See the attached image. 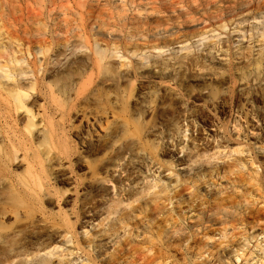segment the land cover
<instances>
[{
  "label": "rangeland",
  "instance_id": "rangeland-1",
  "mask_svg": "<svg viewBox=\"0 0 264 264\" xmlns=\"http://www.w3.org/2000/svg\"><path fill=\"white\" fill-rule=\"evenodd\" d=\"M2 1L0 0L1 5L4 3L5 0L3 2ZM19 1H21V2H20V6L18 7ZM19 1L18 0H8V5L11 3L9 5L10 6L9 7L6 3L7 2V0H6L5 3H6L7 7L2 6L3 8L6 7L9 10L13 9V10L8 12V9L4 8L5 11L9 13L8 15H11L13 17V19H12V17H9L8 15L6 16V14H7L6 12H5V14L3 13L2 16L0 14V21H1L0 22L1 23L0 24V35H1L0 36L1 37L0 38V47L2 45L1 49L9 52L10 50L15 49V48H13V46L15 45L16 49L19 50L18 53L19 54L21 53L20 55L17 53V56L19 55V57H21V58H23L25 56L24 61L27 60L26 63L29 65L31 64L29 67L32 68V70L33 69L35 70L33 65L34 66L36 65V68H38V69H39V67L44 69V70L39 69V70H41V72L38 70L39 72L37 71L36 73H37V75H39L37 77H40L42 79L41 80L40 78H37L39 80V83L42 86H44V88L48 85V83H50L49 86L51 87L52 92L55 93L54 94V100H53L54 102L53 101L50 102V100H49V103L53 106L56 105V107L59 106L58 107V109L60 108L59 110L64 111L65 113L69 114V115L66 114L64 116L65 118L63 117V119L61 120V124H62V127L64 126L63 127V134H65V135H63V136L65 138H63V139H64V141L66 140V142L68 144V145L66 144V146H68V148L70 150L69 154H71L70 155L71 158L68 159L69 162H68V160H66L64 163L65 167L67 166L68 168L66 167V169H63L61 171L65 175L60 172L61 175L57 176L56 178L51 176V180L49 182V186L51 184V186L49 188L51 191L49 192V196L47 195L46 197L45 196L39 197L41 199V203L37 202L36 200H32V199L30 200V198H28L27 196H22V195L20 196L19 195V196L15 197L17 194H15L10 188H8L7 182H5V179L0 176V182L4 183L3 184L4 186H3L2 190L0 191V193H1L0 194V210L1 209L4 210V208H5L4 211L7 212V215H8L6 220H4V221L0 220V231L4 232V234H5L4 236L8 235V237H7V238H9L8 241L12 239V236H13V238L16 239L17 244L19 242L26 244L28 242L31 243V241L37 242V243H40L41 241H45V242L49 241L53 244V246L55 244L57 247H59L60 251L58 249L57 250L58 252L63 253V254L59 253V255L57 254L58 258L60 260H62L61 261L62 264H66L68 262L67 260L70 261V260H74V259H75L74 260L75 263L77 262V264L78 263L80 264L82 258H84V255L86 254L85 252L88 251V249L84 250L86 246H84L82 243H84L86 245L85 241L89 240L92 242H94V241L96 242V240H98L99 238H100L99 241H101V239L103 240L101 242L106 241V237H105V239H103L104 236H106L105 233L104 234L100 233L99 235L97 234V235H95L96 238L94 237L93 234H94V232H97V230H98L97 228H95V230L94 229L93 230L88 229L89 235L91 236L90 237L88 235L90 237V238H88V236L87 237L83 236V234L80 232L81 230L78 227V225H80V221L82 220V215H83L80 212H83V211L86 212L87 210H90L91 208H93V209L96 208L95 211L97 214H94L95 217L93 216L94 219L96 220V222H98V220L101 221V219L105 218V217H103L104 215H102L104 212L103 209L101 210L102 207L99 208L96 206L99 203L98 200H100V198H99L100 194H102V195H100V197L101 196L107 197V195L105 196V194L107 193V191H106L107 188L105 190V187L100 186L99 181H98L99 178H103L106 175V171L104 169L105 168L107 169V167L111 164L110 162H112L113 160H115L116 162L118 161L122 164L124 162L123 165H126L129 162H132L133 160L135 162L136 158L133 154L131 155V153H133L132 147H133V149L135 147L137 148L138 144H139L138 145L139 148L144 147V150H146L147 152L149 150H151L152 153H151V151H149V153H151V154H153L154 152L157 153L155 145L154 144L152 145V142L154 140L155 135L158 134L160 136V134H161V137H163L164 134L166 133L165 131H168V129L174 123L175 124L179 123L181 125H184L185 127L191 123L192 126H194L195 130H194V128L193 129L191 128L192 130L191 129L188 130L187 136L189 135L190 138L191 137L197 138V136H198L197 132L202 130V133L204 134L203 136L208 140L207 141L208 143H206L205 141H200L202 144H200L199 141H198L199 143L197 142L199 144V147H200V145L202 146L204 144L202 147H200L201 148L200 152L202 153V155H204V154L205 155L202 156L201 153H199V157L197 158L198 160L196 159L197 160L196 163L191 164V166H189L190 163H188L186 160H184L187 158L186 155H185V157L182 156V157L176 158L169 153L167 154V152L162 153V151H159V153H157L156 155L154 153L153 155L155 156V159L157 158L156 160L159 161V165L162 167H160V170H159L160 172H155V174H153L151 171L147 172V170H145V169L140 170V171L143 170L142 173L145 174L146 177H148V179H146V182L145 181L143 182L144 184L139 183V186L141 185V187L138 186L139 187L138 189H140L141 192L140 193L138 192V193L141 194V196L139 194L135 195L127 183H121L120 184V182L117 180V177H115V179L114 178L111 179L112 183H114L112 185L115 186L114 189H116L118 191V193L115 190L114 191L119 196V197L116 196L115 195L116 193H114L115 196H113V197H115V198L117 197L118 200H120V201L122 200V206L121 207H123L124 205L125 206L128 205L129 204V203H127L128 201L131 203L133 201V203H132L133 206L130 204L129 205L130 207H128V211H130V213L128 211H126L127 209H125L124 212H123V210H121V213L119 212L122 216H125L124 222L126 220H128V222L131 223V225L129 223L125 222L126 224H129L130 226H126V228L124 227L123 230H122V228L120 230L119 226L122 224L123 221L120 224L117 223V225H115L116 224L115 223L114 224L115 226L114 227L112 226L109 231L110 232H111V230H113L112 232L118 231V233H116V232L112 233L111 232V234H110V232L107 231V234L109 233L107 235V237L109 235L114 237V236H116L115 234L119 235L120 233H122L123 235L127 236L125 238H129V240L127 239L128 242H127V240L125 241L124 240L125 238L124 239L122 238V237H124L122 234L119 235L120 238L117 237L118 235L116 236L117 238H119L118 240H120V242L117 240L116 237H114V239L112 237H110L112 239L108 240V242L105 245V247L103 248V250H105L107 252H111L110 249H111V247H113L112 243L114 241H118L119 242V244L117 243L118 246H116L117 244L114 245V248H115V246L118 248V250L116 249L118 252H120L121 250L124 251V249L126 251H128V249H129L132 251L131 253H133V249L139 250L141 247L144 248L145 246H147V244L145 246H143L144 242L142 240L145 241L146 238H148L150 236V233H154L155 230H157L156 228L163 229V227L165 228V226L167 227V226L171 225L170 223H172V222H173L172 223L173 225H175V222L177 223L176 225L182 223V225L185 227L183 230H185L187 228L185 230V232H187L188 235H191L192 234L191 232L194 229L191 228V224L185 223V222L190 221L189 217H190L191 213L189 212V210L191 211L192 210L191 208L193 206H194L193 210L195 209L194 211H196L197 209H201L200 206L202 204L205 203L204 206L208 205L209 202H212V200L215 199V197H217V195H216L217 192H219L218 193V196H219V195H222L224 192H225L224 194H226V191L228 190V192L226 194L227 198L224 194L222 196H219V197L225 196L224 198H226L227 200L229 197H230V199L232 197L233 201L235 200L234 202H237V200L239 201L241 199L242 195L247 196L248 193L254 192L253 194L251 193L252 195L250 197L252 200L251 199L250 200L256 201V199H257V203H260V204L255 205L256 208L255 207H249V208L250 209L255 208L254 209V216L256 215L255 217H256L257 222L252 221L251 217L248 218V220L252 223V224L250 223L251 225H247V224L242 225V223L236 222L234 220L233 222H235V223L233 224V222H232V225H230L228 227L229 229H227L228 231L226 233V238H224L223 241H222L223 238H221L220 235L218 236V234H217L218 232H216L217 231L216 227H212V228L210 227L211 229L209 230V227L206 226L207 232L215 230L214 236L212 235L213 231H212V233L211 232H208L209 234L207 233V235L211 236L213 238V240H215V241L209 240L210 237H208L206 235V232H204L203 229L200 230L201 232H197V236H200V235L202 236V234L204 233L208 237V238L205 237V239L209 240V242H210L209 243L204 238H202L201 242L203 243V245H201V246L197 245L198 248L200 247L199 248L200 251L202 248H204L203 249L204 254H203V251H201L200 254L195 252L196 250L199 252V249L196 248L197 246H195L196 249H193L194 247H192V246H194V245H192L190 247L189 246L188 247L182 246L183 248L182 247L181 248L183 250L181 248L179 249V251H182L179 253H182V254L179 255L180 257L178 256L176 259L172 260L171 264H183L182 263L183 261L181 262L182 259H179V258L185 259V261L187 263H185V261H184V264H193V263L194 264L195 263L196 264H212V263L213 264H231V263L232 264H242L239 261L237 262L234 260L235 259L234 254H236L234 251L238 250L239 251L238 253H240L241 247L243 248L242 252H241L242 254L245 255V252H247L245 256L247 257L246 259H247L249 264L252 263L250 260H254V262L256 261L255 264H260L262 262L264 263V255L261 253L262 251L259 250L260 249L259 246L261 244H262L261 246L264 248V243H262V242H264L263 241L264 240V231H263V229H264V195H262V193H264L263 192L264 191V187H263L264 186V183H263L264 182V175H263L264 174V151H263L264 150V39L261 37V34L263 33L264 29L262 30L263 26L262 27L257 26V28L255 26H253L257 22L256 21L252 22V19H249V17L251 16V12L247 11L248 9H246L244 7H241L242 8L241 9V8H239V6L238 7L235 6V8L233 7L236 10L235 11L229 5L225 4L228 2V0H227V2L225 0H222V1L213 0L215 2V5H216V6L214 5V7H217L218 6L217 4H220V2H221L220 5L223 8V9L222 8L221 9L223 10L224 13H222V10L220 11L221 13L218 11V8L220 9V6L215 8L216 13L214 11L211 12V10H214L212 8L213 4H214V2H212V0H195V1L189 0L190 4H189L188 0H184V1L183 0H170L171 2H169L167 0V2L164 3V5H163V0H161V1L159 0V1H157L158 2V8L160 6V8L162 9V10L160 9V11L164 12V13H161V12L156 13L157 11H159L158 8L156 9L157 11L154 10L156 12H154V11H149V12L143 11L144 8H142V5L146 4L147 0H140L141 2L139 0L137 2H136V0L135 1L132 0V1H134L135 4L137 3V6L139 5L138 6L139 10L135 4H132L131 0H129V1L123 0V1H125L124 2L125 4H123V3L120 4L121 0H116L117 3H115L116 2L115 0H97L98 2H100V1L104 2V3L103 2L98 3L96 1L98 3L97 6H96L95 0H93V1L92 0H86L87 2L85 0H81V1L80 0L79 1L67 0L68 2H66L65 0L64 1L63 0H53L51 2L52 4L55 3V1H56V4H55L56 6L53 5L54 8L56 7L55 9H52L53 8L52 5H51V7L49 6L50 5L49 3L51 0H43V1L40 0V2L38 0H37L38 2H36L35 0H30V1L26 0L25 4H23L24 0H23V2H22V0H19ZM58 1L64 2V3L66 2V5L69 6V7L67 6V8L70 11L65 8L66 7L65 4H63L64 7H62V5H61L62 3L60 4L61 6H59ZM75 1H77V3L78 2L82 3L85 1V3H83L84 6L82 4L81 5L83 6V8H85V10L89 9L87 11L88 14L86 13V15H88V16L85 15V10L83 8L80 9V7H77L78 5L79 6H81V5L75 4L76 3ZM130 1H131L132 5L130 3H129L130 5L126 4V2H130ZM145 1H146V3H145ZM164 1H166V0H164ZM203 1H205L204 3H206V1H207V3H208V1H210L211 4L212 3L213 4H212V6H211V4H210V6L205 4L206 5V7H205ZM217 1L218 2L220 1V2L216 3ZM72 2L73 3L75 2V3L73 4ZM93 2H94V4H93ZM161 2H162L163 6L161 5ZM174 2H176V5L180 10L178 8L172 9L175 6ZM179 2H181V3H179ZM186 2H188V3H186ZM195 2L198 4H196ZM31 3H33V4L31 5ZM35 3H37V6L35 5ZM167 3L168 4L174 3V5H172V7H171V4H170V8L168 9L166 7L168 5H165ZM100 4H102V6ZM104 4H106V5H104ZM222 4H223V6H222ZM3 5H5V4H3ZM11 5L12 6L14 5L15 7L13 6V8H12ZM39 5L41 8L39 7ZM88 5H91V7L93 6L92 7L93 10H91V12H89L91 8H89L90 6L87 7ZM103 5L105 7H103ZM195 5L197 6V10H199L197 12H196V6ZM22 6H23V8H22ZM115 6H116V8H115ZM124 6H126V8H123ZM191 6H193V8L195 10L191 9ZM198 6H199V9H198ZM2 7H0V8H2ZM57 7L58 8L62 7V8L58 9ZM75 7H77V8H75ZM120 7H122L124 10ZM162 7L163 8L166 7V8L163 9ZM200 7H201V9H200ZM204 7L206 8V10L209 7L208 11H210V13H213L210 15L211 17H213L214 14H216L215 17H213L215 19H218L216 17L217 16L220 17L219 15L222 14L223 17L221 16L220 18L221 19L224 18L225 20L224 19L223 20L218 19V20L223 25H225L224 29H219L220 25H222V24L218 20H215V21L212 20L213 22L211 21L212 18L210 19L209 18L210 16L207 15L210 13L207 12ZM210 7L212 8L211 10H210ZM224 7H228V10L226 8L224 9ZM3 8H2V10H3ZM35 8H38V9H35ZM48 8H51L53 14L51 12L49 13L46 11V10H48V11L50 10ZM119 8H120V11L122 9L123 11H121V12L122 13L124 12V14H125V16H124V14L122 15V16H124L123 18H122V16L120 17V15L122 13L119 11ZM175 8H176V6H175ZM182 8H183L184 12H186V13L189 10L188 13L191 16V17L188 16L190 19L185 18V20H184L185 16L184 17L182 16L183 19L181 18L180 20L183 21V23L176 18L177 14L184 13ZM243 8H244V10H243ZM15 9L16 10L18 9V11H16ZM56 9L59 10L61 17L59 16V12ZM61 9L62 10L64 9L62 11V14L60 11ZM114 9H116V10H114ZM126 9L129 11H127ZM148 9H149V7L147 6L146 10H148ZM171 9L173 11H171ZM186 9H188V10H186ZM229 9H231V13L227 12L229 14L228 15L225 12L230 11ZM2 10L0 11V13L2 12ZM34 10L35 11L39 10L40 12H34ZM41 10H43V11H41ZM66 10H68V12H65ZM76 10L78 12H76ZM117 10L119 11V14L117 13L118 12ZM134 10H136L137 12ZM140 10H142V11H140ZM174 10H176L177 12L179 11V12L177 13ZM12 11L16 12V14L14 13V16H13ZM19 11L23 12L24 15H26V14L29 15L28 11L31 12V15H33L32 11H33V13H41L39 15L42 16L43 18L42 17L40 18V16L36 14L37 16L33 15V16H36V17H34L35 19H33L32 16H31L32 17L31 19L33 20V22H36V20H39V18H40L42 21L39 20L40 22L36 23V24H38L37 26H39V24L44 21L45 24L44 23L43 24L45 26H47L46 28H48V29H46V33H45L46 35L43 37L44 38L43 40H45L47 43L46 45L49 46V52L50 53L47 52L46 54H48V53L49 54L47 56H45L46 55L45 54L44 55L45 57L43 56L44 58H42V55L34 53V51H36V52L38 51L37 47L40 45H39V43L35 44L34 42H32V38H31L32 36H29V35L24 36V38L22 37L23 38V40H22V38L20 37L22 35H20L21 33L19 32V30H14L18 27V24H17L18 21L16 22V19L19 20V18H20L21 12H20V14H18ZM132 11L134 13H132ZM194 11L198 15L194 14ZM238 11H240V12H238ZM241 11H243V12H241ZM245 11H247L248 13ZM3 12H4V10H3ZM10 12H11V14H10ZM56 12H58L57 17L59 16L61 19L63 17L65 22H61L62 20L59 17L58 18L56 17L59 20H57L55 17L52 18L54 14L56 16ZM79 12H81V15H82L81 18H83L82 21L79 17H77V15L80 16ZM171 12H173L174 14L172 13L173 16H171V18H170V16L167 14H170ZM199 12H201V13H199ZM202 12L206 14L207 18L206 17L205 18L207 20L203 17ZM217 12H219L220 14L217 15ZM48 13H49V16H50V14H52V15L49 17V16H47ZM67 13H69V14H67ZM106 13H108V14L106 15ZM110 13H111V16L113 15L112 16L113 18L115 17L114 19L111 18V16H109ZM115 13H117L118 16H116L117 14H115ZM145 13H146V15L148 14L146 16V25H145L146 28L142 25L141 26L136 25L135 24L136 20H134L136 15H138V14L145 15ZM63 14H66L68 17L66 15L62 16ZM72 14H75V16H73ZM149 14H150V16H149ZM154 14H156L157 16L155 17ZM161 14H163V15H161ZM199 14H201L202 16ZM3 15H5L6 17ZM89 15H91V16H89ZM127 15H128V17H126ZM194 15H195V17L193 18ZM231 15H232V17H231ZM38 16H39V18L36 19ZM151 16H152V19L150 18ZM162 16H165V17L163 18ZM167 16L170 19H172V18L174 19V16H175V18L178 21L177 23L175 21V23L177 25L174 22H172L173 19L172 20L169 19V21H171L170 23H172V24H170L168 21V18H166ZM196 16H197V19H196ZM1 17H3V18H1ZM4 17L6 18L7 22L10 19L11 21L10 20L9 21L13 22L14 24L9 22L10 23V25H9L4 20ZM48 17H49L48 20H50L49 22L47 21ZM66 17L69 18L70 20L69 19L67 20ZM70 17L72 18V22L74 21L73 22L74 25H76L75 30H74L75 27L73 24L72 25L70 24V28H69L68 24L71 21ZM88 17H89V20L92 19V20H90V22H89V20H87ZM90 17H92V18H90ZM95 17H97V20L92 22L95 19ZM161 17H162V19L167 20L166 22H168L170 25L164 24V22H162L164 20L160 19ZM65 18H66V20H65ZM84 18L86 19V21H84L85 20ZM103 18H104V20H103ZM148 18H149V20H148ZM1 19H3L4 21ZM126 19H127V21H126L127 27L122 28L124 23H125L124 20H126ZM136 19H137V17H136ZM150 19H151V21H150ZM156 19H157V23L161 20L160 21L161 26L158 25L156 22H154V21H156ZM195 19L198 21H199V19H201L199 21L200 23H198V21L196 22ZM32 20L28 21L27 24H28V28H30L31 31L34 33L35 30L39 29L40 27L36 28L37 26H35V23H33L34 25H32L31 24ZM77 20H79L83 24H81ZM105 20H106L105 24L107 23V25H109L108 23H110L111 26H114L117 23L116 27H111V26H107V25L105 26V24L100 26V24H102V22L104 23ZM107 20H108V22H107ZM117 20L122 21V23L120 21H117ZM128 20H129V22L134 20V22H131L129 24ZM189 20H191V21H189ZM247 20H249V21H247ZM54 21H56V22L59 21L61 24H56V25L51 26V24L56 23ZM87 21L89 23H87ZM192 21H194V22H192ZM91 22L93 23L94 27L92 26ZM118 22H120V23L118 24ZM149 22L151 24V25L150 24L149 25L152 26L150 28H152V29L149 28V25H148ZM191 22H192V24H191ZM203 22H205L206 24H203ZM63 23L64 24L67 23V24H65L67 26L66 29H65V27H63V26H65ZM76 23H78L79 26ZM84 23H85V25H84ZM133 23L136 26L135 25L133 26ZM184 23H186V24H184ZM196 23H198V24H196ZM7 24H8V26H7ZM88 24H89V26L91 25V28L93 27V29H94L93 31L92 30L86 31V29L90 28V27H87ZM112 24H114V25H112ZM121 24H123V25H121ZM13 25H14V27L15 26H17V27H15L14 29H11V28H13L12 27ZM44 25H43V27H45ZM83 25H84V27H81ZM128 25H129V27L131 25L130 29L128 28ZM153 25L157 28H154ZM166 25L170 26V28L167 27V28L163 29ZM178 25L181 26V27H179L180 29H178ZM9 26H11V27H9ZM53 26H55V29H58L57 31H59L58 33L60 35H62V34L64 35V36H62V38H60V40L58 38L59 34L57 33L56 30H54ZM56 26H58V27H56ZM102 26L106 27L107 29L109 28L108 29L109 31L105 28L107 32H110V33H107L108 36H106V34H105L106 32H104V34H103V31L105 30L104 27L102 28L103 31L101 33L100 29ZM216 26H218V27H216ZM133 27H136V28H133ZM138 27L141 29H139ZM83 28H85V31ZM113 28H115V29H113ZM137 28L140 30V32L142 31L141 35H140L139 30ZM144 28L147 29V32ZM158 28L159 29L161 28V29L159 30ZM59 29H62L61 30L62 32H63V29L64 30L70 29L71 31L67 30V31H69L68 33H66L67 31L65 33H62V32H60ZM110 29H112L113 31H110ZM120 29H121V31H120ZM122 29L124 31H122ZM135 29H136V32H135ZM155 29H157L159 33L165 34V36L167 35V32H168V35L166 37L165 36L163 37V35L160 34V35H162L160 37V39H159V37H157L158 39L157 38L152 39L148 35H149V32L156 31ZM170 29H172V30H170ZM211 29L213 32L214 31L215 32L211 33ZM49 30H50V32H49ZM76 30H78V31L82 30V31L78 32ZM97 30H100L98 35L96 32ZM114 30H116V31H114ZM125 30L127 32L128 31H130V32L127 33ZM132 30H133V34L135 36L138 33V35L134 38H133V34L131 33ZM143 30L146 32L144 35H143V33H144ZM165 30H168V31L166 32ZM173 30H174V32H173ZM83 31L85 33H82ZM216 31H217V33H216ZM13 32H14V34H13ZM52 32H54V34ZM15 33H16V35H15ZM100 33H101V35H103V38L100 35ZM204 33H206V34L204 35ZM35 34H36V32H35ZM47 34H49V35H47ZM79 34L83 38L79 39V36H80ZM84 34H85L86 39L88 38L87 40L84 39L85 38L83 36ZM113 34H114V36H113ZM129 34H132V35H130L131 37L129 36ZM146 34H147V36H146ZM218 34H220V35H218ZM109 35L112 36L113 38L116 37V39H112V38L110 39ZM125 35H126V40H124ZM12 36H13V38H12ZM77 36H78V38H77ZM212 36H214V37L212 38ZM14 37L19 38V39L21 38V39L20 40L18 39L19 40L18 41ZM28 37H29V41H28ZM46 37L48 38V40H50V42H51L50 45H48L49 41L46 40L47 39ZM53 37H55V39ZM56 38H58L57 42L53 41V40H56ZM12 39L16 40V41H13ZM202 39H205V40L202 41ZM33 40L36 41V38L34 37ZM66 40L67 41L69 40V42H67ZM12 41L18 42V43L22 41L21 42L22 46L19 47L20 43L19 44L13 43ZM79 41H84V43L79 42ZM93 41H94V43H93ZM95 41L99 45L101 44V45L108 46V48L110 47L111 48L110 51L116 50V52H118L117 50H119L120 53L118 52V56H122V58H117V57L112 58V57H110V54L108 55L109 58H107L105 61V65H107L106 67L109 69V71L107 73L108 76L106 73H105L106 75L104 74V72H106V71H104L102 68H99L97 64H96L97 67L94 65L92 56L90 55V52L88 51L89 48L94 46ZM112 41H113V43H112ZM131 41L133 43H131ZM143 41H145V42H143ZM10 42L13 43V46H12V44H10ZM28 42H29V44H28ZM31 42H32V44H31ZM60 42L63 43L62 44L63 46L59 47L58 44H60ZM64 42L67 44H65ZM73 42H74V44H73ZM78 42L81 43L82 45L84 44L83 46H85L86 44L87 45L90 44V45L89 46L86 45L85 48H83V50H81L82 48H80V46H82V45L81 44L78 45L79 44ZM123 42H124V44H123ZM155 42H156V44H155ZM129 44H131V45H129ZM154 44L156 46H154ZM5 45H7V46H5ZM28 45H30V47H28ZM56 45H58V47L61 50L60 49L58 50ZM9 46H11L13 49H11V47H9ZM75 46L78 49H76ZM105 46H103V47H105ZM124 46H127V48ZM152 46H153V48L156 47L157 49L156 48L153 49ZM163 46H164V48H162ZM181 46H185L183 50L180 49V48H182ZM8 47L10 49H8ZM21 47L23 50H20ZM73 47L80 52L77 51V53H75V49ZM112 47H114V49ZM26 49H29V50L27 51ZM50 49H51V51H50ZM63 49L65 50V52H63L64 51ZM125 49H127L128 51H126ZM133 49L137 50L138 52L137 51L136 52L138 54L137 53L132 54ZM32 50H34V51H32ZM55 50H58V52L60 51L58 55L56 54ZM29 51L31 53H29ZM129 51H132V52L129 53ZM54 53L56 54L55 59L52 58V57H54ZM68 53H69V55H68ZM70 53H72V54H70ZM62 54H63V56L67 55L68 57L66 56V58L65 57L62 58ZM88 54H89V56H88ZM51 55H53V56H51ZM38 56L41 57V58L39 57L40 61H38V59H39ZM87 56H88V59H89V57L91 59L88 60ZM123 56H124V58H123ZM27 57L29 59H27ZM68 58H69V60H68ZM51 59H53V60H51ZM30 60H34V62L30 61ZM57 60L59 61V63ZM86 60H87V62H86ZM54 61H57V63H55ZM72 61H74V62L72 63ZM39 62L43 66H39V64H40ZM140 64L141 65L143 64V65L141 66ZM54 65H56L57 67H55ZM49 66H50V68H49ZM46 71L47 72L49 71V72L47 73ZM113 73H114V76H113ZM28 74L22 75L21 77L18 76V78H16V79L19 82H20V80L23 79L22 82L24 81V83L25 82L27 83V81L29 82V81L34 79L31 73H28ZM29 76L30 77L32 76V77L30 78ZM59 77H60V80H58ZM55 79H56V81H59V82H57L59 84L56 83ZM48 80H49V82H48ZM51 80H53V81H51ZM64 84H65V86H64ZM58 86H60V87H58ZM60 88H63V89H60ZM38 89H37V92H40V93L36 92L37 94L35 93L33 95L34 98L32 100L33 101L32 103H34V102L37 103L36 105L42 103V99H44V95H43L44 92L43 91H45V90L43 89V91H41V90L39 91ZM53 90H55V91H53ZM138 92H140V93L146 92L147 94L150 93V95H148V96L146 95V97L144 98V104L146 106H148L147 111L142 110V109L138 110V107L136 108V106L132 102L133 96L135 94H137ZM36 98H38V99H36ZM38 102H40V103H38ZM224 102H226V103H224ZM35 103H34V105H35ZM102 113H108V115H110V117H114L118 121L125 122L127 127L126 128L125 127L119 128L120 131L119 130L117 131V129L114 128V130L116 132L113 130V132H115V133H112V138H111L113 145H110L111 147H108L109 149L103 150L102 148H100L101 150H103V151H101L99 149L100 144H97V143H94L95 145L93 144L92 146H88V148L84 147L83 138L87 135L99 134L100 133L99 130L101 128V125H102V127L105 126L104 122L100 123V125H97V126L91 125V119L94 116L102 114ZM135 113L137 115H135ZM186 114H187V116L189 115V118L187 117L188 119L186 118ZM234 124H238L240 127L242 126V128L239 127L240 129H238L239 130L238 133H236L235 130L233 129L232 125H234ZM211 126L213 128L215 127L217 129H220V130L218 131L217 129L214 128L215 130H217V132H215L214 134H211L208 131L209 128H211ZM250 133H252V134L250 135ZM194 134H196V136ZM237 136H239V137H237ZM222 137H224V138H222ZM209 140L212 141V143ZM38 144H40V149L42 151H45L48 149V145L45 142L44 143L38 142ZM208 144H210V145L208 146ZM211 144H213V145H211ZM205 145L208 147L206 148ZM146 146H147V149H146ZM233 150H234V152H233ZM237 151H239V152L237 153ZM216 152H217V154H216ZM231 155L233 157H231ZM123 160H125V161H123ZM115 161H113V162H115ZM184 161H186V162H184ZM198 161H200L199 164H198ZM209 161H211V162L209 163ZM239 162L242 165L239 164ZM165 163L166 164L168 163V164L166 165ZM107 164H108V166H106ZM235 164H237V165H235ZM253 164H257V165H254L256 168L253 166ZM214 165H215V167H214ZM243 165L246 166L247 170L245 169V166H243ZM49 166H50V163L46 162L45 163V170H46V173L49 174V176H50L51 170H50ZM227 166H230L229 173H227V174L220 173V175L217 174V173H219V171L216 170L217 168L222 169V168H226ZM237 166H239V167H237ZM170 168H171V170H170ZM239 169L242 170V172ZM253 169H255V171H256V169H258L256 171V172H258L257 175H260L259 178H261V180H263L261 183L262 184L261 187H259L260 190H262V188H263V191H261V192H259L260 190L259 191H255V190L252 191L253 187L251 185H247V183H246V181L250 180V177L248 178L249 172H250V174H254V173H252ZM213 170H215L214 171L215 174L210 172ZM126 171L127 170H123L124 176H127L125 174H127L128 171L127 172ZM163 171H164V173H163ZM172 171H173V173H171ZM167 172L171 173V175L173 176V179H172V176L171 177L168 176ZM16 173L19 175H22L23 174V168L22 167L18 168L16 170ZM146 173H149V174H146ZM69 174H70L71 178L69 177ZM165 174L167 175L166 177H165ZM200 174H202L204 177L202 175H201V177L198 176ZM230 174H231V176H230ZM102 175H104V176H102ZM174 175L175 176L177 175L179 178L174 177ZM211 175H214V176H211ZM257 175H255L256 178H257ZM243 177H245V178H243ZM238 178H240V180ZM174 179L177 180V183L179 184L178 189H177V183L175 182ZM242 179H245V182L241 181ZM184 180H186V181H184ZM147 181H150V183L148 182L150 185L153 182H156V183L160 182V181L161 182L159 184H157V187H158L157 188L155 186L156 185L155 183H153V186L151 185L152 186L151 187L147 183ZM178 181H180V183ZM237 181H239L238 184H237ZM242 182H243V184H242ZM118 183L120 184V186L118 185ZM162 183H166V184L162 185ZM174 183H176V185ZM115 184H117V186ZM122 184H123V186H121ZM172 184H174V185H172ZM181 184H184V185H181ZM250 184H251V182H250ZM143 185H145L144 187L149 186V189L148 188L144 189V187H143V189H141ZM158 185H160V186H158ZM164 185L169 186V190H172V192L169 191V194L166 192L165 196L168 194L167 197L173 199L172 200L173 202L170 200L171 202L169 203L168 200H167L168 202L165 200L168 198L165 197L163 194L165 192L164 188L167 187ZM245 185H247L246 186L247 188L245 187ZM154 186H155V188H153ZM170 186H172V187H170ZM192 186H195V187L191 188ZM239 186H241V187H239ZM101 187H102V189H101ZM173 187L174 188L176 187V188L174 189ZM150 188L151 189L153 188V190L151 192H150V190H151ZM121 189H123L122 193L120 192ZM100 190L101 191L103 190V192L99 193ZM162 190H163V192H162ZM215 190H216V192H215ZM53 191H54V193H53ZM123 191L126 194H124ZM142 191H144L143 194H142ZM145 191H147V192H145ZM166 191H168V187H167ZM195 191H199V193L195 192ZM51 192L53 193L52 195L50 194ZM96 192L99 193V195L98 194L96 195ZM213 192H215V193L212 194ZM246 192H248V193H246ZM255 192H257V193H255ZM60 193H61V195H60ZM161 193H162V195H161L162 197L160 198L158 196H160ZM196 193H198L199 196H197ZM13 194H15V195H13ZM131 194L134 195V197ZM150 194L153 195V197L151 196L152 198L149 197ZM156 194H157V196H156ZM171 194L172 195L175 194L177 196L173 195L174 196L173 197ZM190 194L191 195L196 194V195H193V198H192V196L190 198ZM122 195L124 198L123 197L121 198ZM136 196L141 198V199L136 198ZM144 196H147V197H144ZM163 196H164V199H163ZM205 196H207V197H205ZM246 196H245V198H246ZM261 196H263V197H261ZM57 197H58V199H57ZM204 197L209 199V201H206V199ZM233 197H237L236 198L237 200ZM250 197H248V198H250ZM252 197H254V198H252ZM133 198H135L137 200H135ZM158 198H160V199H158ZM189 198H190V200H189ZM197 198L199 199V203L197 202L198 201ZM202 198H204V200ZM101 199H105V198H101ZM123 199L124 200L127 199L128 201H124ZM200 199H202L201 200L202 202H200ZM242 199H244V197ZM242 199H241V201H242ZM253 199H255V200H253ZM140 200L142 201L143 204L141 203ZM143 200H145V201H143ZM164 200H165V202H164ZM191 200H192V202L188 203V201H191ZM194 200H196V201H194ZM137 201H140V202H137ZM154 201H155V203H153ZM183 201H186L187 203L183 202ZM204 201H206L207 203ZM230 201H232V200H230ZM230 201H228V202H230ZM124 202H125V204H124ZM180 202H183L185 204H182ZM194 202H197V203H194ZM148 203H150V204H148ZM90 204H91V206L93 205L95 208L89 206ZM178 204L179 205L181 204V206H179ZM186 204L187 205L189 204V205L187 206ZM197 204H199L198 208H197ZM157 205H159L158 206L159 208L157 207ZM147 206H149V209ZM183 206H184V208H183ZM195 206H196V208H195ZM87 207L88 208L90 207V208L88 209ZM133 207L137 211L133 210L134 209ZM138 207H139V209L142 207V209L139 210ZM180 207H182L183 209H181ZM185 207H186V209H185ZM82 208H83V210H81ZM143 209H145V210H143ZM159 209L161 210V212L159 211ZM173 210H175V211L173 212ZM184 210H187V212L186 211L183 212ZM146 211H148V212H146ZM169 211L171 213H169ZM63 212L65 213L64 215L62 214ZM99 212L101 213V218H100V216L98 217V215H100ZM172 212L174 214H176V217L172 216V217H174V219L172 217H170L171 215H174ZM179 213H180V215H179ZM131 214H132V216H135V217H133L135 219H130V218H132V217H130ZM146 214H147V216H146ZM155 214H156V216H155ZM157 214H158V217H157ZM159 214L161 217L159 216ZM167 214L170 215L168 218L166 217V216H168ZM177 214L182 218H183V216L186 217V219L184 218V222L181 221L182 219H180V221H181L180 223L177 222L178 218H180ZM59 215L61 217L66 216L67 219L69 216L68 221L71 223L70 225H72L71 228L72 229L74 228L73 238H71L72 242H70L69 244L65 243L66 246L63 245V241H61L60 238H58L60 240V242L58 239H57L58 241H56V238L54 237V231H52L57 226H58L57 227L58 229H59V227H62L61 217ZM119 215L117 214V217H119ZM181 215H183V216H181ZM111 216H112V218L114 216L116 217V214H114V216L113 215H111ZM97 217H98V219H97ZM115 217L112 220H114ZM145 217H146V219H145ZM155 218L156 219L160 218L162 221L160 219H158L157 222H159V223L156 224L157 222L155 221L156 220ZM47 219H48V221H47ZM108 220L109 221L111 220L110 216L108 217ZM145 220H148V221H145ZM106 221L107 220H105V222ZM166 221H168V223ZM146 222H147V225L144 224ZM153 222H156L155 226H151V225H154ZM149 223L150 224L152 223V224L150 225ZM164 223H166V225ZM190 223H191V221H190ZM124 224H122L120 227H123ZM148 224H149V227H147ZM159 224H160V226H159ZM161 224L162 225L164 224V226H162ZM185 224H187V225H185ZM237 224H238V226H237ZM74 225L76 228L73 227ZM233 225H235V227L232 228ZM251 226H254V227H251ZM142 227H144V228H142ZM152 227H154V228H152ZM206 227H204V229ZM57 228H55L54 230H57ZM256 228H257V230H255ZM130 229H132L133 234H131ZM135 229H137V230H135ZM233 229H234V231H233ZM48 230L50 232L52 231V233L50 234ZM125 230H129V232L126 231L127 235L124 233ZM141 230L143 231L144 234L142 233ZM252 230H253V232H252ZM205 231H206V229H205ZM2 232H0V233H2ZM76 232L79 233V240L77 237L78 233H76ZM147 232H149V233H147ZM244 232H246V233H244ZM10 233L11 234L13 233V234L11 235ZM17 233H19V234H18V237L16 238V237H14V235ZM139 233H141V234H139ZM40 234L41 235L44 234V235L40 236ZM45 234L47 237L45 236ZM129 234L134 235V236L131 237ZM261 234H263V235H261ZM2 235H3V233H2ZM9 235H11V238ZM37 235L40 236L41 238H38ZM50 235H51V237H50ZM142 235H144L143 237H145V236H147V237L142 238ZM231 235L234 237H231ZM197 236H195L196 241L201 240ZM255 236H257L258 238ZM32 237L33 238L35 237L36 240H35V238L33 239ZM136 237L140 239V241H139V239H136V240H138L139 245H138L137 241L133 242V240H135ZM248 237H250V238H248ZM253 237H254V240H253ZM43 238H44V240H43ZM45 238H47V239H45ZM83 238H85V239H83ZM228 238L230 240H227ZM244 238L246 240H244ZM259 238H260V240H258ZM121 239H123V240H121ZM250 239H252V241ZM112 240H113V242H111ZM220 240H221V243H220ZM255 240L256 241L258 240L257 244L259 243L260 245L253 244L254 242L256 243ZM109 241L111 242V245H110ZM121 241H122V243H121ZM130 241H131V243H130ZM211 241H213V242H211ZM225 241L228 243L225 244L224 243ZM249 241H251V243ZM9 242H10V244H12L15 241H12V243H11V241H9ZM126 242H127V245L129 244L130 246L129 245L125 246ZM135 242H137V243H135ZM244 242H246V244L248 243L250 246L246 245V244L244 245ZM58 243H59V245H58ZM71 243L72 244L76 243L77 245L79 244L78 248H76L77 246L75 247L76 244L72 246ZM218 243L222 244V245H220L221 247L218 246L219 245ZM133 244H134V246H133ZM136 244L138 246L137 248L140 247L139 249H136ZM141 244H142V246H141ZM204 244H206V246ZM252 244H253V246H252ZM19 245L20 244L15 245V246H19ZM82 245H83V248L82 247L81 248L83 250L81 249V251H80V246H82ZM107 245H109L110 247ZM60 246L64 250H66V249L67 250L64 251L62 248H60ZM237 246H239V247L236 248ZM245 246H247V248ZM126 247L128 249H126ZM255 247H258V248L255 249ZM143 248H141V249H143ZM71 249H72V251H71ZM77 249H79V252L76 251ZM119 249H121V250H119ZM188 250L190 251V254L186 252ZM205 250H206V252H205ZM243 250H245V251H243ZM69 251H71V253H69V254H72L71 258H70V255L67 254ZM74 251H75V256L77 255L76 258L73 255ZM83 251H85V252H83ZM77 252L78 253L81 252L80 253L81 255L78 254ZM89 252L91 254H89ZM92 252H94V251L93 250L88 251L87 254L89 256L91 255V257H94L95 255H94V253L92 254ZM208 252L209 253L211 252L212 254L214 252L216 254L212 255L213 256L212 257L211 253L208 255ZM196 253H197V255H196ZM201 254H202V256H201ZM229 254H231V255H229ZM250 254H251V256H250ZM65 255L68 256L69 259ZM182 255H183V257H182ZM192 255H194V256H192ZM60 256L61 257L63 256V257L60 258ZM79 256L81 257V259L80 260L78 259V261H79L78 262L76 259L80 258ZM196 256H197V259H195ZM199 256H201V257H199ZM208 256H209V258H208ZM190 257H192V259ZM217 257H219L218 261L216 260V259H218ZM258 257L260 260L257 259ZM260 257H262V258H260ZM63 258H67V260L65 259L67 261L66 263H63L65 261V260H63ZM53 261H56V260H53ZM176 261H178V262H176ZM57 262L58 261H56L55 263L53 262V264H56ZM101 264H106V263L103 262ZM167 264H170V262H168ZM252 264H254V263H252Z\"/></svg>",
  "mask_w": 264,
  "mask_h": 264
},
{
  "label": "bare ground",
  "instance_id": "bare-ground-1",
  "mask_svg": "<svg viewBox=\"0 0 264 264\" xmlns=\"http://www.w3.org/2000/svg\"><path fill=\"white\" fill-rule=\"evenodd\" d=\"M2 1V0H1ZM4 1V0H3ZM2 1V2H3ZM19 1V0H18ZM25 1L26 0H24V3L23 4H25ZM30 1V0H29ZM36 2H40V0H35ZM34 1V2H35ZM43 1V0H42ZM53 0H51L50 1V7H51V5L53 6V5H55L56 4V1H55V3H51ZM64 1V0H63ZM66 2H68L67 0H65ZM74 1V0H73ZM77 1H79V0H77ZM77 1H75L74 3L75 4H82L83 5V3H85V1L84 2H82V3H77ZM81 1V0H80ZM93 1V0H92ZM97 0H95V2H96ZM116 1V0H115ZM129 1V0H128ZM132 1V0H131ZM131 1L130 2H126V4H128V5H130L131 4ZM135 1V0H134ZM134 1H132V4H135L134 3ZM138 0H136V2H137ZM140 1V0H139ZM157 1H159V0H147V3H146V1H145V3L146 4H144V5H142V8H144L143 9V11H145V12H149V11H154V10H156L157 8H158V2ZM161 1V0H160ZM169 2H171L170 0H168ZM184 1V0H183ZM182 1V2H183ZM191 1V0H190ZM195 1V0H194ZM220 1H222V0H220ZM219 1V2H220ZM226 2H227V0H225ZM1 2V3H2ZM6 2V0L4 1V3L3 4H5V5H1L0 7H2V6H6V3H7V5H8V0H7V2ZM10 2V1H9ZM14 2V1H13ZM20 2L21 1H19V4H18V7L20 6ZM22 2H23V0H22ZM32 2V1H31ZM47 2V1H46ZM59 2V1H58ZM66 2L64 3V2H59V6H61L62 5V7H64V5L63 4H65L66 5ZM87 2V1H86ZM98 2V1H97ZM96 2V6H97V4L98 3H100V2H103V1H100V2H98L97 3ZM125 1H123V0H121V2H120V4L121 3H123V4H125L124 3ZM141 2V1H140ZM165 2H167V0L166 1H164L163 0V5H164V3ZM188 2H189V0H188ZM188 2H186V3H188ZM205 1H203V3H204ZM212 2H214L213 0H212ZM218 1L216 2V3H219ZM62 3V4H61ZM73 3V2H72ZM73 3V4H74ZM104 3V2H103ZM115 3H117V1L115 2ZM130 3V4H129ZM175 3V6H176V8H175V6L172 8V9H177L178 7H177V5H176V2H174ZM174 3L173 4H171V3H167V4H165V5H168V6H166L168 9L170 8V4H171V7H172V5H174ZM179 3H181V2H179ZM185 3V4H186ZM196 3V2H195ZM209 3V4H208ZM208 3H207V1H206V3H204V6L206 7V5H209L210 6V4H211V2L210 1H208ZM225 3V2H224ZM11 4V3H10ZM9 4V5H10ZM16 4V3H15ZM14 4V5H15ZM33 3H31V5H32ZM61 4V5H60ZM69 4V3H68ZM91 4V3H90ZM93 4H94V2H93ZM122 4V5H123ZM131 4V5H132ZM189 4H190V2H189ZM196 4H198V3H196ZM206 4V5H205ZM213 4V3H212ZM212 4H211V6H212ZM220 4H221V2H220ZM220 4H217L218 6L217 7H219L220 6V9L218 8V11L220 12L223 8L221 7V5ZM225 4H227V5H229L231 8H235V6H239V8H241V7H244V8H246V9H248L247 11H250L251 12V16L249 17V19H252V22L253 21H256L257 23L255 24V25H253V26H255L256 28H257V26H263V28H262V30L264 29V0H228V2L227 3H225ZM224 4V5H225ZM8 5V6H9ZM13 5V6H14ZM30 5V6H31ZM35 5L37 6V3H35ZM41 5V4H40ZM40 5H39V7H40ZM77 6V7H80V9H82L83 8V6ZM92 5V4H91ZM91 5H88L87 7H89V8H91L90 9V11L89 12H91V10H93L92 9V7H91ZM101 6H102V4H100ZM104 5H106V4H104ZM103 5V7H105ZM118 5V4H117ZM136 5V7H138L137 6V3L135 4ZM161 5H162V2H161ZM162 5V6H163ZM180 5V4H179ZM214 5H215V2H214V4H213V9L214 10H211L212 8L210 7V10H211V12H215L216 13V10H215V8H217V7H214ZM13 6L11 5V7L13 8ZM17 6V5H16ZM29 6V5H28ZM56 6V5H55ZM67 6L68 5H66V9H68L67 8ZM72 6V5H71ZM119 6V5H118ZM127 6V5H126ZM126 6H124L123 8H126ZM149 7V9L148 10H146V7ZM196 6V5H195ZM200 6V5H199ZM199 6H198V9H199ZM216 6V5H215ZM222 6H223V4H222ZM7 7V6H6ZM6 7H4L5 9H8V8H6ZM10 7V6H9ZM15 7V6H14ZM38 7V8H39ZM43 7V6H42ZM62 7H57L58 9H60V8H62ZM69 7V6H68ZM77 7H75V8H77ZM99 7V6H98ZM108 7V6H107ZM106 7V8H107ZM165 7V8H166ZM204 7V8H205ZM229 7V8H230ZM253 7V8H252ZM3 8V7H2ZM2 8H0V11L2 10ZM3 8V10H4V12H3V10H2V12L0 13L1 14V16H2V14L4 13L5 14V9ZM22 8H23V6H22ZM34 8V7H33ZM38 8H35V9H38ZM41 8V7H40ZM56 8V7H55ZM54 8V6H53V8L52 9H55ZM71 8V7H70ZM100 8V7H99ZM113 8V7H112ZM115 8H116V6H115ZM120 8H122V7H120ZM120 8H119V11H120ZM122 8V9H123ZM134 8V7H133ZM163 8V7H162ZM165 8H163V9H165ZM184 8V7H183ZM183 8H182V10H183ZM189 8V7H188ZM222 8V9H221ZM227 9L228 10V7H224V9ZM233 8V9H234ZM244 8H243V10H244ZM43 9V8H42ZM48 9H50L49 11L48 10H46L47 12H51L52 14H53V12H52V10H51V8H48ZM58 9H56L58 12H59V10ZM72 9V8H71ZM84 10H85V8H83ZM88 9V8H87ZM95 9V8H94ZM121 9V11H123ZM137 9V8H136ZM141 9V8H140ZM160 6H159V8H158V10L159 11H154V12H156V13H160L161 11H160ZM171 9V11H173ZM179 9V8H178ZM191 9H194L193 8V6H191ZM200 9H201V7H200ZM208 9H209V7H208ZM208 9L206 10V8H205V10L207 11V12H209L210 13V11H208ZM232 9V10H233ZM237 9V8H236ZM242 9V8H241ZM11 10H13V9H11ZM11 10H9L8 9V12L9 11H11ZM16 10V9H15ZM64 10V9H63ZM62 9L60 10L61 11V14H62V11H63ZM69 10V9H68ZM68 10H66L65 12H68ZM78 10V9H77ZM76 10V12H78ZM89 10V9H88ZM88 10H85V15H86V13H87V11ZM103 10V9H102ZM112 10V9H111ZM114 10H116V9H114ZM127 10V9H126ZM131 10V9H130ZM138 10H139V7H138ZM162 10V9H161ZM180 10V9H179ZM181 10V11H182ZM186 10H188V9H186ZM195 10V9H194ZM203 10V9H202ZM201 10V11H202ZM230 11H226L225 13L226 14H228L227 12H230L231 13V9H229ZM235 10V9H234ZM239 10V9H238ZM16 11H18V9L16 10ZM22 11V10H21ZM21 11H19L18 12V14H20V12ZM41 11H43V10H41ZM55 11V10H54ZM70 11V10H69ZM83 11V10H82ZM81 11V12H82ZM118 11V10H117ZM116 11V12H117ZM119 11L117 12L118 14H119ZM120 11V12H121ZM127 11H129V10H127ZM126 11V12H127ZM134 11H136V10H134ZM140 11H142V10H140ZM139 11V12H140ZM169 11V10H168ZM167 11V12H168ZM174 11H176V10H174ZM180 11V12H181ZM197 11H199V10H197V6H196V12ZM236 11V10H235ZM234 11V12H235ZM247 11H245V12H247ZM8 12H6L7 14H6V16L9 14ZM34 12H40L39 10H34ZM58 12H56V16H55V14L53 15V17L52 18H56L57 17V15H58ZM81 12H79V15L80 16H78L77 15V17H79L80 19H81V21H82V19L83 18H81L82 17V15H81ZM109 12V11H108ZM137 12V11H136ZM170 12V11H169ZM177 12V11H176ZM179 12V11H178ZM177 12V13H178ZM183 12H184V10H183ZM188 12H189V10H188ZM186 13V12H184V13H179V14H177V16H176V18L178 19V20H180L181 18H182V16L184 17V20H185V18L186 19H190L188 16H190L189 15V13ZM193 12V11H192ZM219 12H217V15L218 14H220ZM233 12V13H234ZM238 12H240V11H238ZM241 12H243V11H241ZM12 13H13V16H14V13L16 14V12H14V11H12ZM43 13V12H42ZM49 13H48V15L47 16H49ZM117 13H115V14H117ZM122 13V12H121ZM132 13H134L133 11H132ZM131 13V14H132ZM153 13V12H152ZM161 13H164V12H161ZM172 13L173 12H171L170 14H167V15H169L170 16V18H171V16H173L172 15ZM191 13V12H190ZM199 13H201V12H199ZM203 13V12H202ZM222 13H224L223 12V10H222ZM248 13V12H247ZM10 14H11V12H10ZM17 14V15H18ZM28 14L29 15H24L23 14V12H21V15H20V18H19V20H17L16 19V22H17V24H18V27L17 26H15V27H17L16 29H14L15 27H14V25L12 26L13 28H11V29H14V30H19V32L21 33L20 35H22V36H20L21 38L23 37L24 38V36H32L31 38H32V42H34L35 44L36 43H39V45L40 46H38L37 48H38V51L36 52V51H34V50H32V51H34V53H36V54H39V55H42V58H44L45 56H47L50 52H49V46H47L46 44V41L45 40H43L44 38V36L46 35L45 33H46V29H48V28H46L47 26H45L44 24V21L42 22V23H40L39 24V26H37L38 24H36V23H39L40 21L39 20H41L40 18L42 17V16H40L39 14H41V13H33V11H32V14L33 15H39L40 16V18H39V16L36 18V19H38L39 18V20H36V22H33V20L31 19L32 17H33V19H35L34 17H36V16H33V15H31V12L30 11H28ZM52 14H50V16L52 15ZM67 14H69V13H67ZM88 14V13H87ZM90 14V13H89ZM108 13H106V15H107ZM118 14L116 15V16H118ZM124 14V12L120 15V17L122 16ZM166 14V13H165ZM174 14V13H173ZM194 14H196V15H198L197 13H195V11H194ZM211 14H213V13H210V14H207V15H211ZM242 14V13H241ZM250 14V13H249ZM43 15V14H42ZM64 15H66V14H63L62 16H64ZM73 16H75V14H72ZM84 15V16H85ZM148 15V14H147ZM146 13H145V15H141V14H138V15H136V17H137V19H136V17H135V19L134 20H136L135 22V24L136 25H142V26H144L145 27V25H146ZM155 15V17L157 16L156 14H154ZM160 15V14H159ZM161 15H163V14H161ZM199 15H201V14H199ZM203 15V17L205 18H207V16H206V14L205 13H203L202 14ZM201 15V16H202ZM205 15V16H204ZM215 15L216 14H214V16L213 17H215ZM229 15V14H228ZM239 15V14H238ZM3 16H5V15H3ZM5 16V17H6ZM9 17H12L11 15H8ZM16 16V15H15ZM30 16V17H29ZM32 16V17H31ZM49 16V17H50ZM59 16L61 17V15H60V12H59ZM58 16V17H59ZM67 16V15H66ZM71 16V15H70ZM86 16H88V15H86ZM89 16H91V15H89ZM94 16V15H93ZM92 16V17H93ZM97 16V15H96ZM109 16H111V13L109 14ZM113 16V15H112ZM111 16V18H113ZM124 16H125V14H124ZM124 16H122V18L124 17ZM149 16H150V14H149ZM220 17L222 16V14H220L219 15ZM4 17V20L7 22V20H6V18ZM49 17L47 18V21L49 22L50 20H48L49 19ZM57 17V18H58ZM59 17V18H60ZM68 17V16H67ZM66 17V18H67ZM92 17H90V18H92ZM126 17H128V15L126 16ZM159 17V16H158ZM163 18L165 17V16H162ZM162 17L160 18V19H162ZM191 17V16H190ZM195 17V15L193 16V18ZM199 17V16H198ZM213 17H209L210 19H211V21L212 20H218V19H221L220 17H216V18H218V19H215V18H213ZM223 17V16H222ZM231 17H232V15H231ZM1 18H3V17H1ZM8 18V17H7ZM43 18V17H42ZM56 18V19H57ZM66 18H65V20H66ZM71 18V17H70ZM78 18V19H79ZM115 18V17H114ZM113 18V19H114ZM117 18V17H116ZM119 18V17H118ZM121 18V19H122ZM151 19H152V16L150 17ZM166 18H168V16L166 17ZM170 18H168V21H169V19ZM175 18V16H174V21L172 20V19H170V20H172V22H174L175 23V21H176V23L178 22L177 21V19ZM192 18V19H193ZM205 18V19H206ZM12 19H13V17H12ZM61 19V18H60ZM69 18H67V20H68ZM79 19V20H80ZM85 19V18H84ZM94 19V18H93ZM112 19V20H113ZM132 19V18H131ZM151 19H150V21H151ZM176 19V20H175ZM183 19V18H182ZM196 19H197V16H196ZM195 19V21L197 22L198 20H196ZM224 18H222L221 20H223ZM1 20H3V19H1ZM3 20V21H4ZM10 20V19H9ZM8 20V24L10 25V23H12V24H14L13 22H10ZM30 20H32V22H31V24L32 25H34L33 23H35V26H37L36 28H39V29H36L35 30V32H36V34H35V32L33 33L32 31H31V29L30 28H28V24H27V22L28 21H30ZM44 20V19H43ZM57 20H59V19H57ZM56 20V21H57ZM62 20V21H61ZM60 21L61 22H65L64 21V18L62 17V19H61ZM70 20V19H69ZM74 20V19H73ZM79 20H77V21H79ZM87 20H89V17H88V19ZM90 20H92V19H90ZM90 20H89V22H90ZM97 20V17H95V19L92 21V22H94V21H96ZM103 20H104V18H103ZM111 20V21H112ZM123 20V19H122ZM134 20L133 21H130L129 22V20H128V22H129V24L131 23V22H134ZM148 20H149V18H148ZM162 20H164V19H162ZM201 19H199V21H200ZM207 20V19H206ZM225 20V19H224ZM13 21V20H12ZM42 21V20H41ZM56 21H54V22H56ZM76 21V20H75ZM84 21H86V19L84 20ZM83 21V22H84ZM117 21H120V20H117ZM126 21H127V19L126 20H124V25L123 24H121V25H123V27L122 28H126L127 27V25H126ZM161 21V20H160ZM158 22L157 23V19H156V21H154V22H156L158 25H160V23L161 22ZM167 20H164V21H162V22H164V24H169L171 21H169V23L168 22H166ZM181 21V20H180ZM189 21H191V20H189ZM188 21V22H189ZM198 21V23H200ZM219 21V20H218ZM246 21V20H245ZM247 21H249V20H247ZM1 22V21H0ZM10 22V23H9ZM52 22V21H51ZM59 22V21H58ZM58 22H56L55 24H51V26L52 25H56V24H61L60 22L58 23ZM68 22V21H67ZM72 18H71V21H70V23L68 24L69 25V28H70V24L72 25H74V21L72 22ZM80 22V21H79ZM78 22V23H79ZM88 21H87V23H89ZM91 22V23H92ZM105 22H106V20L104 21V23L102 22V24H100V26L101 25H103V24H105ZM107 22H108V20H107ZM121 23H122V21H120ZM120 22H118V24L120 23ZM182 23H183V21H181ZM185 22V21H184ZM192 22H194V21H192ZM192 22H191V24H192ZM202 22V21H201ZM207 22V21H206ZM213 22V21H212ZM217 22V21H216ZM220 22V21H219ZM223 22V21H222ZM44 23V24H43ZM78 23H76V24H78ZM81 24H83L82 22H80ZM114 23V22H113ZM116 23V22H115ZM152 23V22H151ZM155 23V24H156ZM175 23V24H176ZM180 23V22H179ZM198 23H196V24H198ZM221 23V22H220ZM226 23V22H225ZM1 24V23H0ZM4 24V23H3ZM8 24H7V26H8ZM11 24V25H12ZM64 24V23H63ZM65 24H67V23H65ZM64 24V25H65ZM80 24V25H81ZM95 24V23H94ZM109 25H107V23L105 24V26L107 25V26H111L110 25V23H108ZM134 23H133V26L135 25ZM150 24V22L148 23V25ZM163 24V25H164ZM170 24H172V23H170ZM169 24V25H170ZM174 24V25H175ZM184 24H186V23H184ZM183 24V25H184ZM189 24V23H188ZM194 24V23H193ZM203 24H206L205 22H203ZM222 24V23H221ZM252 24V23H251ZM250 24V25H251ZM43 25L45 26V27H43ZM84 25H85V23H84ZM84 25L83 26H81V27H84ZM98 25V24H97ZM112 25H114V24H112ZM116 25H117V23L114 25V26H111V27H116ZM135 25V26H136ZM151 25V24H150ZM149 25V28L150 27H152V26H150ZM157 25V26H158ZM177 25V24H176ZM175 25V26H176ZM181 25V24H180ZM220 25V24H219ZM61 26V25H60ZM59 26V27H60ZM76 25H74V27H75ZM78 26H79V24H78ZM92 26H93V23H92ZM161 26V25H160ZM173 26V25H172ZM9 27H11V26H9ZM34 27V26H33ZM54 27V30H58V29H55V26H53ZM56 27H58V26H56ZM63 27H65V29H66V25L65 26H63ZM72 27V26H71ZM73 27V28H74ZM87 27H90L89 29H86V31L87 30H94L93 29V27L91 28V25L89 26V24L87 25ZM96 27V26H95ZM99 27V26H98ZM104 26H102L101 27V33H102V28H103ZM110 27V28H111ZM118 27V26H117ZM130 27H131V25H130ZM130 27H129V25H128V28L130 29ZM153 27L154 28H157V27H155L154 25H153ZM170 28V26H168V25H166L163 29H165V28ZM179 27H181V26H179L178 25V29H180ZM216 27H218V26H216ZM19 28V29H18ZM61 28V27H60ZM106 27H104V29H105ZM120 28V27H119ZM133 28H136V27H133ZM139 28V27H138ZM137 28V29H138ZM146 28V27H145ZM144 28V29H145ZM225 28V25H220V27H219V29H224ZM34 29V28H33ZM76 29V27L74 28V30ZM79 29V28H78ZM84 29V31H85V28H83ZM107 29V28H106ZM106 29L103 31V34H104V32H106L105 34H106V36H108L107 35V33H110V32H107L106 31ZM109 29V28H108ZM107 29V30H108ZM113 29H115V28H113ZM117 29V28H116ZM128 29V30H129ZM139 29H141V28H139ZM138 29V30H139ZM150 29H152V28H150ZM149 29V30H150ZM159 29V28H158ZM161 29V28H160ZM159 29V30H160ZM215 29V28H214ZM42 30V31H41ZM60 30V32H62L61 30L62 29H59ZM67 30H69V31H71L70 29H67ZM67 30H64L63 29V32L62 33H65ZM100 30H97L96 32H97V35L99 34V31ZM146 30V32H147V29H145ZM148 30V31H149ZM156 31H154V32H149V37H151L152 39L153 38H157V37H159V39H160V37L163 35V37L165 36V34H162V33H159L158 32V30L157 29H155ZM170 30H172V29H170ZM44 31V32H43ZM69 31H67L66 33H68ZM76 31H78V30H76ZM80 31V30H79ZM78 31V32H79ZM82 31V30H81ZM80 31V32H81ZM82 32V33H85V32ZM109 31V30H108ZM110 31H113L112 29H110ZM114 31H116V30H114ZM120 31H121V29H120ZM122 31H124L123 29H122ZM126 31V30H125ZM144 31V30H143ZM163 31V30H162ZM166 32L168 31V30H165ZM239 31V30H238ZM17 32V31H16ZM32 32V33H31ZM49 32H50V30H49ZM55 32V31H54ZM54 32H52L53 34H54ZM59 31H57V33H58ZM73 32V31H72ZM127 32V31H126ZM130 31H128L127 33H129ZM135 32H136V29H135ZM145 31H144V33H143V35L146 33ZM173 32H174V30H173ZM209 32V31H208ZM207 32V33H208ZM213 31H212V29H211V33H212ZM215 32V31H214ZM213 32V33H214ZM61 33V34H62ZM101 33H100V35H101ZM121 33V32H120ZM123 33V32H122ZM131 33L133 34V30L131 31ZM139 33H140V35H141V33H142V31L140 32V30H139ZM151 33V34H150ZM216 33H217V31H216ZM13 34H14V32H13ZM56 34V33H55ZM59 34V33H58ZM57 34V35H58ZM112 34V33H111ZM119 34V33H118ZM132 34H129V36L130 35H132ZM160 34H162V35H160ZM171 34V33H170ZM206 33H204V35H205ZM15 35H16V33H15ZM19 35V34H18ZM47 35H49V34H47ZM56 35V36H57ZM60 35V34H59ZM58 35V38H59V40H60V38H62V36H64L63 34L62 35H60L59 36ZM66 35V34H65ZM73 35V34H72ZM78 35V34H77ZM80 35V34H79ZM99 35V36H100ZM116 35V34H115ZM138 35V33L136 34V36ZM167 35H168V32H167ZM166 35V36H167ZM218 35H220V34H218ZM1 36V35H0ZM71 36V35H70ZM84 37H85V34L83 35ZM102 36V38H103V35H101ZM110 36V35H109ZM113 36H114V34H113ZM117 36V35H116ZM119 36V35H118ZM121 36V35H120ZM128 36V35H127ZM128 36V37H129ZM134 34H133V38L134 37H136ZM146 36H147V34H146ZM165 36V37H166ZM201 36V35H200ZM17 37V36H16ZM19 37V36H18ZM36 38V41H34L33 40V38ZM67 37V36H66ZM72 37V36H71ZM76 37V36H75ZM95 37V36H94ZM127 37V38H128ZM131 37V36H130ZM129 37V38H130ZM145 37V36H144ZM203 37V36H202ZM214 36H212V38H213ZM218 37V36H217ZM260 37V36H259ZM261 37L264 39V31H263V33L261 34ZM1 38V37H0ZM12 38H13V36H12ZM15 38V37H14ZM20 38V39H21ZM23 38H22V40H23ZM47 38V37H46ZM54 39H55V37H53ZM58 38H56V40H53V41H56L57 42V39ZM64 38V37H63ZM77 38H78V36H77ZM80 38H83L81 35L79 36V39ZM97 38V37H96ZM105 38V37H104ZM116 39V37L115 38H113L112 36H110V39ZM120 38V37H119ZM122 38V37H121ZM261 38V39H262ZM15 39H19V38H15ZM19 39V40H20ZM85 40H87L86 39V37L84 38ZM118 39V38H117ZM143 39V38H142ZM158 39V38H157ZM165 39V38H164ZM13 40V39H12ZM18 40V41H19ZM47 41H49V44L48 45H50L51 44V42H50V40H48V38L46 39ZM70 40V39H69ZM69 40L67 41V42H69ZM75 40V39H74ZM73 40V41H74ZM96 40V39H95ZM106 40V39H105ZM124 40H126V35H125V39ZM130 40V39H129ZM140 40V39H139ZM147 40V39H146ZM151 40V39H150ZM156 40V39H155ZM203 40H205V39H202V41ZM13 41H16V40H13ZM12 41V42H13ZM25 41V40H24ZM28 41H29V37H28ZM71 41V40H70ZM97 41V40H96ZM95 41V44H94V46H92L91 48H89V52H90V55L92 56V59H93V62H94V65L96 66V64L98 65V67L99 68H102L104 71H106V72H104V74L106 73H108V71H109V69L106 67L107 65H105V61H106V59L107 58H109L108 57V55L110 54V57H112V58H122V56H118V52H119V50H117L118 52H116V50L115 51H110L111 50V48L109 47L108 48V46H105V45H99L97 42ZM128 41V40H127ZM200 41V40H199ZM22 42V41H21ZM21 42H19L20 43V45H19V47L20 46H22V43ZM32 42H31V44H32ZM55 42V43H56ZM76 42V41H75ZM79 42H83L84 43V41H79ZM78 42V43H79ZM126 42V41H125ZM143 42H145V41H143ZM201 42V41H200ZM13 43H18V42H13ZM13 43H11L10 42V44H12V46H13ZM18 43V44H19ZM24 43V42H23ZM26 43V42H25ZM41 43V44H40ZM65 43V42H64ZM71 43V42H70ZM93 43H94V41H93ZM105 43V42H104ZM111 43V42H110ZM112 43H113V41H112ZM131 43H133L132 41H131ZM151 43V42H150ZM199 43V42H198ZM4 44V43H3ZM28 44H29V42H28ZM34 44V45H35ZM61 44V45H60ZM60 44H58L59 45V47L60 46H63L62 44L63 43H61L60 42ZM65 44H67V43H65ZM73 44H74V42H73ZM81 43H79L78 45H80ZM86 44V43H85ZM89 44V43H88ZM123 44H124V42H123ZM128 44V43H127ZM155 44H156V42H155ZM154 44V46H156ZM17 45V44H16ZM42 45V46H41ZM58 45H56L57 46V48H58V50L60 49L59 47H58ZM69 45V44H68ZM77 45V46H78ZM82 45V44H81ZM84 45V44H83ZM82 45V46H83ZM87 45V44H86ZM85 45V46H86ZM90 45V44H89ZM89 45H87V46H89ZM107 45V44H106ZM111 45V44H110ZM109 45V46H110ZM118 45V44H117ZM126 45V44H125ZM129 45H131V44H129ZM5 46H7V45H5ZM18 46V45H17ZM36 46V45H35ZM80 46V48H82L81 50H83V48H85V46ZM103 46H105V47H103ZM120 46V45H119ZM128 46V45H127ZM127 46H124V47H126L127 48ZM198 46V45H197ZM1 47H2V45H1ZM1 47H0V49H1ZM9 47H11V46H9ZM8 47V49H10ZM28 47H30V45H28ZM33 47V46H32ZM52 47V46H51ZM54 47V46H53ZM76 47V46H75ZM79 47V46H78ZM107 47V48H106ZM134 47V46H133ZM182 48H180L181 50H183L184 49V47L185 46H181ZM5 48V47H4ZM13 48H15V49H13ZM13 48L11 47V49H13V50H10L9 52H7L6 50H3V49H1L0 51V176L1 177H3L4 179H5V182H7V185H8V188H10L15 194H17L15 197H17V196H27L28 198H30V200L32 199V200H36L37 202H40L41 203V199L39 198L40 196H49V192L51 191L49 188H50V186H51V184H50V186H49V182H50V180H51V176H53L54 178H56L57 176H59V175H61V171L63 170V169H66V167H65V165H64V163H65V161L66 160H68L69 158H71L70 157V155L71 154H69L70 152V150H69V148H68V146H66V144H67V142H66V140L64 141V139L63 138H65L63 135H65V134H63V127H62V124H61V120L63 119V117L66 115V114H68V113H65L64 111H61V110H59L58 109V107H56V105L55 106H53V105H51L50 103H49V100H50V102H52L53 100H54V94L55 93H53L52 92V90H51V87L49 86V84L50 83H48V85L44 88V86H42L40 83H39V80L37 79V78H40V77H37V76H39V75H37V71L39 70V69H41V70H44V69H42V68H40L39 66H43L40 62V64H39V69L38 68H36V65L34 66L33 65V67L35 68V70L33 69L32 70V68H30L29 66L31 65H29V64H27L26 62H27V60L26 61H24V58H25V56L23 57V58H21V57H19V55L21 54H19L18 52H19V50H17L16 49V47H15V45L13 46ZM18 48V47H17ZM56 48V49H57ZM63 48V47H62ZM65 48V47H64ZM74 48V47H73ZM113 49H114V47H112ZM152 48H153V46H152ZM154 48H156V47H154ZM153 48V49H154ZM162 48H164V46L162 47ZM161 48V49H162ZM19 49V48H18ZM30 49V48H29ZM29 49H26L27 51L29 50ZM36 49V48H35ZM52 49V48H51ZM51 49H50V51H51ZM75 49V48H74ZM76 49H78L77 47H76ZM75 49V53H77V51L78 50H76ZM117 49V48H116ZM129 49V48H128ZM135 49V48H134ZM133 49V52L132 51H129V53L130 52H132V54H134V53H137L138 51L137 50H134ZM157 49V48H156ZM20 50H23L22 49V47L20 48ZM25 50V49H24ZM58 50H55V52H56V54L58 55L59 54V52H58ZM61 50V49H60ZM64 50V49H63ZM62 50V51H63ZM70 50V49H69ZM126 51H128L127 49H125ZM130 50V49H129ZM61 51V52H62ZM87 51V50H86ZM87 51V52H88ZM137 51V52H136ZM47 52H49L48 54H46ZM63 52H65V50L63 51ZM72 52V51H71ZM74 52V51H73ZM78 52H80V51H78ZM110 52V53H109ZM125 52V51H124ZM17 53L19 54L18 56H17ZM29 53H31L30 51H29ZM120 53V52H119ZM126 53V52H125ZM140 53V52H139ZM143 53V52H142ZM46 54V55H45ZM55 53H54V57H52V58H54L55 59V55H56ZM64 54V53H63ZM63 54H62V58L63 57H65L66 58V56L67 55H64L63 56ZM70 54H72V53H70ZM138 54V53H137ZM136 54V55H137ZM33 55V54H32ZM45 55V56H44ZM68 55H69V53H68ZM148 55V54H147ZM159 55V54H158ZM157 55V56H158ZM44 56V57H43ZM51 56H53V55H51ZM60 56V55H59ZM88 56H89V54H88ZM88 56H87V59H88ZM40 56H38V58H39ZM57 57V56H56ZM68 57V56H67ZM136 57V56H135ZM153 57V56H152ZM41 58V57H40ZM40 58L38 59V61H40ZM123 58H124V56H123ZM27 59H29L28 57H27ZM60 59V58H59ZM89 59H91L90 57H89ZM88 59V60H89ZM127 59V58H126ZM51 60H53V59H51ZM68 60H69V58H68ZM67 60V61H68ZM71 60V59H70ZM30 61H33L34 62V60H30ZM37 61V62H38ZM44 61V60H43ZM58 61V60H57ZM57 61H54L55 63H57ZM64 61V60H63ZM66 61V62H67ZM110 61V60H109ZM108 61V62H109ZM53 62V63H54ZM71 62V61H70ZM74 61H72V63H73ZM86 62H87V60H86ZM145 62V61H144ZM258 62V61H257ZM48 63V62H47ZM58 63H59V61H58ZM64 63V62H63ZM79 63V62H78ZM142 63V62H141ZM89 64V63H88ZM146 64V63H145ZM144 64V65H145ZM154 64V63H153ZM257 64V63H256ZM53 65V64H52ZM141 65V64H140ZM143 65V64H142ZM141 65V66H142ZM260 65V64H259ZM55 67H57L56 65H54ZM89 66V65H88ZM152 66V65H151ZM61 67V66H60ZM97 67V66H96ZM95 67V68H96ZM48 68V67H47ZM49 68H50V66H49ZM64 68V67H63ZM66 68V67H65ZM52 69V68H51ZM76 69V68H75ZM41 70H39L40 72H41ZM49 70V69H48ZM38 71V72H39ZM60 71V70H59ZM65 71V70H64ZM47 72V71H46ZM49 72V71H48ZM47 72V73H48ZM56 72V71H55ZM62 72V71H61ZM28 73H31L32 74V76H33V80H31V81H27V83L25 82L24 83V81L22 82V80H20V82L16 79V78H18V76H22V75H27ZM53 73V72H52ZM67 73V72H66ZM224 73V72H223ZM42 74V73H41ZM105 74V75H106ZM29 75V74H28ZM43 75V74H42ZM57 75V74H56ZM222 75V74H221ZM31 76V77H32ZM47 76V75H46ZM107 76H108V74H107ZM113 76H114V73H113ZM220 76V75H219ZM30 77V76H29ZM30 77V78H31ZM42 77V76H41ZM66 77V76H65ZM69 77V76H68ZM49 78V77H48ZM64 78V77H63ZM41 79V78H40ZM53 79V78H52ZM66 79V78H65ZM64 79V80H65ZM42 80V79H41ZM44 80V79H43ZM58 80H60V77H59V79ZM62 80V79H61ZM51 81H53V80H51ZM55 81H56V79H55ZM22 82V83H21ZM48 82H49V80H48ZM57 82H59V81H56V83ZM47 83V82H46ZM53 83V82H52ZM55 83V82H54ZM55 83V84H56ZM63 83V82H62ZM57 84H59V83H57ZM52 85V84H51ZM62 85V84H61ZM64 86H65V84H64ZM58 87H60V86H58ZM68 87V86H67ZM66 87V88H67ZM39 88V89H38ZM55 88V87H54ZM65 88V87H64ZM37 89L40 91H43V89L45 90V91H43L44 92V99H42V103H40V102H38V103H40V104H38V105H36L37 103H35V105H34V103H32L33 101V98H34V94L37 92ZM60 89H63V88H60ZM69 90V89H68ZM53 91H55V90H53ZM65 91V90H64ZM37 93H40V92H37ZM36 93V94H37ZM59 93V92H58ZM61 93V92H60ZM65 93V92H64ZM57 94V93H56ZM59 95V94H58ZM57 95V96H58ZM61 95V94H60ZM146 95L148 96V95H150V93H146V92H143V93H140V92H138L137 94H135L134 96H133V98H132V102L134 103V105L136 106V108L138 107V110L140 109H142V110H146L147 111V109H148V106H146L145 104H144V98L146 97ZM37 96V95H36ZM56 96V95H55ZM41 97V96H40ZM39 97V98H40ZM36 99H38V98H36ZM35 101V100H34ZM38 101V100H37ZM36 101V102H37ZM56 101V100H55ZM54 102V101H53ZM224 103H226V102H224ZM54 104V103H53ZM63 110V109H62ZM68 111V110H67ZM69 115V114H68ZM67 115V116H68ZM135 115H137L136 113H135ZM189 118V115L187 116V114H186V118ZM65 118V117H64ZM187 118V119H188ZM65 120V119H64ZM222 120V119H221ZM191 121V120H190ZM64 122V121H63ZM102 122H104L105 123V126L104 127H102V125H101V128H100V133L99 134H92V135H87V136H85L84 138H83V141H84V147H87L88 148V146H92L94 143H97V144H100L99 145V149L100 148H102L103 150L104 149H109L108 147H111L110 145H113V143H112V133H115L116 131L114 130V128L115 129H117V131L119 130V128H126L127 126H126V123L125 122H122V121H118L117 119H115L114 117H110V115H108V113H102V114H99V115H96V116H94L92 119H91V125L92 126H97V125H100V123H102ZM192 122V121H191ZM242 122V121H241ZM66 123V122H65ZM216 123V122H215ZM234 123V122H233ZM232 123V124H233ZM189 124V123H188ZM219 124V123H218ZM240 124V123H239ZM213 125V124H212ZM215 125V124H214ZM171 126V125H170ZM233 126V129L235 130V132L236 133H238V129H240V128H242V126L240 127L238 124H234V125H232ZM118 127V128H117ZM240 127V128H239ZM193 129L194 128V126H192V124L190 123L188 126H184V125H181V124H179V123H174V124H172V126L168 129V131H165L166 133L164 134V136L163 137H161V134H160V136L157 134V135H155V137H154V140H153V142H152V145L154 144L155 145V148H156V152L157 153H159V151H162V153H164V152H167V154L169 153V154H171L172 156H174V157H176V158H179V157H182V156H184L185 157V155H186V159H184V160H186L188 163H190V165L189 166H191V164H194V163H196V161L198 160L197 158L199 157V153H201L200 152V147H202L201 145H200V147H199V142L200 141H205L206 143H208L207 141V139L203 136L204 134L202 133V130H200L199 132H197L198 133V136H197V138H190V136L188 135L187 136V131L188 130H190V129ZM215 128V127H214ZM212 126H211V128H209V132L211 133V134H214L215 132H217V130L219 131L220 129H217V128H215V129H217V130H215ZM191 129V130H192ZM232 129V130H233ZM66 130V129H65ZM113 130L115 131V132H113ZM122 130V129H121ZM124 130V129H123ZM194 130H195V128H194ZM120 131V130H119ZM231 131V130H230ZM253 132V131H252ZM205 133V132H204ZM252 133H250V135H251ZM195 136H196V134H194ZM239 135V134H238ZM67 136V135H66ZM245 136V135H244ZM253 136V135H252ZM207 137V136H206ZM213 137V136H212ZM211 137V138H212ZM237 137H239V136H237ZM255 137V136H254ZM209 138V137H208ZM214 138V137H213ZM212 138V139H213ZM222 138H224V137H222ZM235 138V137H234ZM211 139V140H212ZM232 139V138H231ZM219 140V139H218ZM199 141V142H198ZM210 141V140H209ZM38 142L40 143H46L47 145H48V149L47 150H45V151H42L41 149H40V144H38ZM198 142V143H197ZM204 142V143H205ZM211 143H212V141H210ZM112 143V144H111ZM205 143V144H206ZM224 143V142H223ZM200 144H202L201 142H200ZM217 144V143H216ZM68 145V144H67ZM95 145V144H94ZM139 145V144H138ZM137 145V148L135 147L134 149H133V147H132V150H133V153H131V155L133 154L134 156H135V158H136V161L134 162V160L132 161V162H129L128 164H126V165H123L124 164V162H123V164L122 163H120V162H116L115 160H113V161H115V162H113L112 160V162H110L111 164L108 166V164L106 165V166H108L107 167V169L105 168L104 170L106 171V177L104 176V175H102V176H104L103 178H99V184H100V186H102V187H105V190H106V188H107V193L105 194V196L107 195V197H100V195H102V194H100L99 195V193L100 192H103V190L101 191H99V193H97L96 192V195L98 194L99 195V198H100V200H98V204L96 205L97 207H99V208H101V210L103 209V214L102 215H104L103 217H105L104 219H101V221H99L98 220V222H96V220L94 219V217H95V215L94 214H97L96 213V208L92 205L91 206V204L89 205V206H91V207H94L95 209H93V208H91L90 210H87L86 212L85 211H83V212H80V213H82L81 215H82V220L80 221V225H78V227H79V229L81 230L80 232L83 234V236H85V237H87L88 235H89V232H88V229H94L95 230V228H97L98 230H97V232H94V237H95V235H99L100 233H105L106 234V236H104V238L103 239H105V237H106V241L105 242H101V241H103L102 239H101V241H99V239L98 240H96V242L94 241V242H92V241H89V240H87V241H85V243H86V245L84 244V243H82L84 246H86L85 247V249L84 250H86V249H88V251H91V250H93L94 252H92V254L94 253V257H91V255L89 256L88 254H87V252H85V251H83V252H85L86 254L84 255V258H82V260H81V262H80V264H101V263H106V264H163L164 262L167 264L168 262H170V264H171V262H172V260H174V259H176L180 254H182V253H179V252H182V251H179V249L182 247V246H185V247H190V246H192V245H194V246H192V247H194L193 249H196V248H198V246L200 245H203V243L201 242L202 241V238H204L205 239V237L206 238H208V237H210L209 238V240H213V238L211 237V236H208L207 235V233L208 232H211L212 233V231H208L207 232V227H209V230L212 228V227H216L217 228V231L216 232H218L217 234H218V236L220 235V237L221 238H223L222 239V241L224 240V238H226V233H227V229H229L228 227L230 226V225H232V222L235 220L236 222H240V223H242V225L243 224H247V225H251L252 223L248 220V218H252L251 220L252 221H254V222H257V220H256V215L254 216V209L256 208L255 207V205H259L260 203H257V199H256V201H251L252 199H251V195L254 193H252V192H250V193H248V192H246V193H248L247 194V196L246 195H242V197H241V199L244 197V199H242V201H241V199L238 201L236 198L238 197H233V198H235L236 200H237V202H234L233 201V199H232V197H231V199H230V197L228 198V200L226 199L227 198V196H226V194H227V192H228V190L226 191V194H224L225 196H226V198H224L225 196H223V197H219V196H222V195H219L218 196V193L219 192H217L216 193V195H217V197H215V199H213L212 200V202H209V204L208 205H206V206H204L205 205V203L204 202H206V201H209V199H207V198H205V197H207V196H205L204 198L206 199V201H204L203 203L204 204H202L200 207H201V209H197L196 211H194L193 210V207L191 208L192 210L190 211L189 210V212L191 213V215H190V221H191V223H190V221H188V222H185V223H189V224H191V228L192 229H194V230H192V234L191 235H188V233L187 232H185V230L187 229H185V230H183L185 227L182 225V223H180L181 221H183L184 222V218L186 219V217L185 216H183V215H181V216H183V218L182 217H180L179 215H180V213H179V217L180 218H178V221L177 222H179L180 224H178V225H176L177 223L175 222V225H173L172 223H170L171 225H169V226H165V228L163 227V229H158V228H156L157 230H155V232L154 233H150V236L148 237V238H146L147 236H145V237H143L144 235H142V238H146V240L144 241V240H142L143 242V246H145L146 244H147V246H145L144 248L143 247H141V248H143V249H141L140 247V249L139 248H137L138 246H137V244H136V249H139V250H134L133 249V253H131L132 251L131 250H129L127 247H126V249H128V251H126L125 249H124V251L123 250H121V249H119V250H121L120 252H118L117 250H118V248L116 247V246H118V244H119V242H120V240H118L120 237H119V235L120 234H122V233H120L119 235L118 234H115L117 237H119V238H117L116 236H114V237H116L117 238V240L119 241H114L113 242V240L111 241V242H113L112 243V245H113V247H111V252H107V251H105V250H103V248L105 247V245L107 244V242H108V240H110V239H114V237H112L111 235H109L108 237H107V235L109 234H107V231H109L110 229H111V227L113 226H115V225H117V223H121L122 221L124 222V217L125 216H122L120 213H121V210H123V212H124V210L125 209H127L126 211H128V207H130L129 205L131 204L132 205V203H133V201H132V203L131 202H129L127 199L126 200H124V201H128L127 203H129L128 205H124L123 207H121L122 206V200L120 201V200H118V198L116 199L115 197H113V196H118L117 195V193H118V191L116 190V189H114L115 188V186H113L112 184H114V183H112V181H111V179H115V177H117V180L120 182V184L121 183H127L128 184V186L130 187V189L132 190V192L136 195V194H139L141 191H140V189H138L139 187H141V185L139 186V183H143L144 181L146 182V179H148V177H146L145 176V174H143L142 172H143V170L142 171H140L141 169H145V170H147V172H149V171H151L153 174H155V172H160L159 170H160V167H162V166H160L159 165V161H157L156 159H155V156L153 155V154H151L152 153V151L151 150H149V151H151V153H149V151L147 152L146 150H144V147H141V148H139V146ZM210 144H208V146H209ZM211 145H213V144H211ZM215 145V144H214ZM136 146V145H135ZM143 146V145H142ZM206 146V145H205ZM208 146H206V148L208 147ZM212 147V146H211ZM217 147V146H216ZM143 148V149H142ZM226 148V147H225ZM146 149H147V146H146ZM239 149V148H238ZM263 149V148H262ZM101 150V149H100ZM103 150H101V151H103ZM204 150V149H203ZM228 150V149H227ZM236 150V149H235ZM225 151V150H224ZM264 151V150H263ZM132 152V151H131ZM222 152V151H221ZM232 152V151H231ZM233 152H234V150H233ZM239 151H237V153H238ZM157 153H155V155L157 154ZM220 153V152H219ZM166 154V155H167ZM212 154V153H211ZM216 154H217V152H216ZM215 154V155H216ZM235 154V153H234ZM240 154V153H239ZM201 155H202V153H201ZM205 155V154H204ZM204 155H202V156H204ZM210 155V154H209ZM219 155V154H218ZM217 155V156H218ZM238 155V154H237ZM158 156V155H157ZM201 156V157H202ZM207 156V155H206ZM235 156V155H234ZM239 156V155H238ZM228 157V156H227ZM231 157H233L232 155H231ZM204 158V157H203ZM214 158V157H213ZM197 159V160H196ZM231 159V158H230ZM175 160V159H174ZM210 160V159H209ZM214 160V159H213ZM229 160V159H228ZM120 161V160H119ZM123 161H125V160H123ZM129 161V160H128ZM131 161V160H130ZM186 161H184V162H186ZM201 161V160H200ZM200 161H198V164H199V162ZM237 161V160H236ZM46 162H49L50 163V166H49V168H50V170H51V175L49 176V174H47L46 173V170H45V163ZM68 162H69V160H68ZM109 162V161H108ZM161 162V161H160ZM202 162V161H201ZM204 162V161H203ZM211 161H209V163H210ZM227 162V161H226ZM162 163V162H161ZM160 163V164H161ZM218 163V162H217ZM243 163V162H242ZM166 164V163H165ZM168 164V163H167ZM166 164V165H167ZM186 164V163H185ZM239 164H241L240 162H239ZM238 164V165H239ZM162 165V164H161ZM187 165V166H188ZM235 165H237V164H235ZM242 165V164H241ZM254 165H257V164H253V166ZM261 165V164H260ZM105 166V165H104ZM169 166V165H168ZM188 166V167H189ZM197 166V165H196ZM240 166V165H239ZM239 166H237V167H239ZM243 166H245V165H243ZM20 167H22L23 168V174L22 175H19V174H17L16 173V170L18 169V168H20ZM214 167H215V165H214ZM255 167V166H254ZM259 167V166H258ZM68 168V167H67ZM233 168V167H232ZM242 168V167H241ZM240 168V169H241ZM256 168V167H255ZM162 169V168H161ZM190 169V168H189ZM213 169V168H212ZM236 169V168H235ZM239 169V170H240ZM245 169H246V166H245ZM123 170H127L128 171V173L127 174H125V175H127V176H124V174H123ZM170 170H171V168H170ZM217 171H219V173H217L218 175H220V173H222V174H227V173H229V171H230V166H227L226 168H222V169H216ZM247 170V169H246ZM258 169H256V171H257ZM126 171V172H127ZM214 171L215 170H213V171H210V172H212L213 174H215L214 173ZM235 171V170H234ZM233 171V172H234ZM238 171V170H237ZM241 172H242V170H240ZM255 171V169H253V172L252 173H254V174H250V172H249V176H248V178L250 177V180L249 181H246V183H247V185H251L252 187H253V190L252 191H259L260 189H259V187H261V183H262V181L263 180H261V178H259V176L260 175H257V173L258 172H256ZM61 172V173H60ZM125 172V171H124ZM146 172V171H145ZM207 172V171H206ZM246 172V171H245ZM105 173V172H104ZM163 173H164V171H163ZM168 173V176L169 177H171L172 175H171V173H173V171L171 172V173H169V172H167ZM211 173V174H212ZM248 173V172H247ZM62 174H64V173H62ZM146 174H149V173H146ZM175 174V173H174ZM203 174V173H202ZM202 174H200V175H198V176H200L201 177V175ZM233 174V173H232ZM238 174V173H237ZM65 175V174H64ZM67 175V174H66ZM205 175V174H204ZM255 175H257V178H256V176ZM264 175V174H263ZM101 176V175H100ZM167 175L165 174V177H166ZM203 176V175H202ZM211 176H214V175H211ZM230 176H231V174H230ZM243 176V175H242ZM241 176V177H242ZM61 177V176H60ZM69 177H70V174H69ZM150 177V176H149ZM152 177V176H151ZM156 177V176H155ZM174 177H177V178H179L177 175L175 176L174 175ZM204 177V176H203ZM210 177V176H209ZM222 177V176H221ZM226 177V176H225ZM246 177V176H245ZM245 177H243V178H245ZM71 178V177H70ZM97 178V177H96ZM247 178V179H248ZM66 179V178H65ZM153 179V178H152ZM168 179V178H167ZM166 179V180H167ZM171 179V178H170ZM172 179H173V176H172ZM171 179V180H172ZM229 179V178H228ZM239 180H240V178H238ZM263 179V178H262ZM175 180V179H174ZM179 180V179H178ZM212 180V179H211ZM219 180V179H218ZM221 180V179H220ZM234 180V179H233ZM232 180V181H233ZM184 181H186V180H184ZM188 181V180H187ZM241 181H244L245 182V179H242ZM240 181V182H241ZM116 182V181H115ZM150 183V181H147V183ZM161 182V181H160ZM160 182H153V183H155L156 185V187H157V184H159ZM163 182V181H162ZM165 182V181H164ZM172 182V181H171ZM175 182L177 183V180H175ZM179 183H180V181H178ZM191 182V181H190ZM238 182L239 181H237V184H238ZM250 182H251V184H250ZM146 183V184H147ZM148 183V184H149ZM153 183L151 184L152 186H153ZM169 183V182H168ZM176 183H174L175 185H176ZM185 183V182H184ZM264 183V182H263ZM4 183H1L0 182V191L2 190V188H3V185ZM98 184V183H97ZM98 184V185H99ZM120 184L118 183V185L120 186ZM126 184V185H127ZM144 184V183H143ZM147 184V185H148ZM163 184H166V183H162V185ZM174 184H172V185H174ZM200 184V183H199ZM235 184V183H234ZM233 184V185H234ZM241 184V183H240ZM239 184V185H240ZM242 184H243V182H242ZM116 186H117V184H115ZM125 185V184H124ZM146 185V186H147ZM150 185V184H149ZM150 185V186H151ZM181 185H184V184H181ZM194 185V184H193ZM236 185V184H235ZM247 185H245V187L247 186ZM121 186H123V184L121 185ZM139 186V187H138ZM145 185H143L142 186V188L141 189H143V187H144ZM151 186V187H152ZM155 186L153 187V188H155ZM158 186H160V185H158ZM164 186H167V185H164ZM178 186H179V184L177 183V189H178ZM237 186V185H236ZM102 187H101V189H102ZM167 187H168V191H166L167 190ZM166 188H164L165 189V192L163 193L164 194V196H165V193L167 192L168 194H169V191H171L172 192V190H169V186H167ZM170 187H172V186H170ZM193 187H195V186H192L191 188H193ZM226 187V186H225ZM239 187H241V186H239ZM264 187V186H263ZM146 188H148L149 189V186H147V187H144V189H146ZM153 188L150 190V192L153 190ZM158 188V187H157ZM174 188V187H173ZM176 188V187H175ZM174 188V189H175ZM205 188V187H204ZM224 188V187H223ZM247 188V187H246ZM249 188V187H248ZM127 189V188H126ZM172 189V188H171ZM225 189V188H224ZM117 192H115V191ZM119 190V189H118ZM122 190L123 189H121L120 190V192L122 193ZM139 190V191H138ZM199 190V189H198ZM217 190V189H216ZM216 190H215V192H216ZM96 191V190H95ZM105 191V192H106ZM125 191V190H124ZM124 191H123V193H124ZM160 191V190H159ZM158 191V192H159ZM174 191V190H173ZM193 191V190H192ZM214 191V190H213ZM218 191V190H217ZM247 191V190H246ZM261 191H263V188H262V190H260L259 192H261ZM127 192V191H126ZM130 192V191H129ZM128 192V193H129ZM139 192V193H138ZM143 192L144 191H142V194H143ZM145 192H147V191H145ZM149 192V191H148ZM162 192H163V190H162ZM195 192H198L199 193V191H195ZM215 192H213L212 194H214ZM223 192V191H222ZM230 192V191H229ZM237 192V191H236ZM240 192V191H239ZM264 192V191H263ZM12 193V192H11ZM53 193H54V191H53ZM52 192L50 193L51 195L53 194ZM114 193H116L115 195H114ZM157 193V192H156ZM191 193V192H190ZM198 193H196L197 194V196H199V194ZM231 193V192H230ZM229 193V194H230ZM242 193V192H241ZM245 193V194H246ZM252 193V194H251ZM255 193H257V192H255ZM1 194V193H0ZM4 194V193H3ZM6 194V193H5ZM15 194H13V195H15ZM124 194H126V193H124ZM154 194V193H153ZM167 194V195H168ZM176 194V193H175ZM175 194H173L174 196H177V195H175ZM179 194V193H178ZM196 194H193V195H196ZM228 194V195H229ZM237 194V193H236ZM8 195V194H7ZM60 195H61V193H60ZM132 195V194H131ZM140 196H141V194H139ZM146 195V194H145ZM162 195V193L160 194V196H158V197H162L161 196ZM167 195L165 196V197H167ZM172 195V194H171ZM172 195V196H173ZM193 195H191L190 194V198H191V196H192V198H193ZM211 195V194H210ZM238 195V194H237ZM261 195V194H260ZM262 195H264V193H262ZM2 196V195H1ZM6 196V195H5ZM133 197H134V195H132ZM153 197V195H151L150 194V196L149 197ZM155 196V195H154ZM156 196H157V194H156ZM155 196V197H156ZM164 196H163V199H164ZM173 196V197H174ZM180 196V195H179ZM213 196V195H212ZM245 196H246V198H245ZM44 197V198H45ZM59 197V196H58ZM58 197H57V199H58ZM119 197V196H118ZM123 197V195L121 196V198ZM144 197H147V196H144ZM148 197V198H149ZM151 197V198H152ZM171 197V196H170ZM189 197V196H188ZM195 197V196H194ZM239 197V198H240ZM248 197H250V198H248ZM255 197V196H254ZM254 197H252V198H254ZM261 197H263V196H261ZM3 198V197H2ZM43 198V197H42ZM101 198H105V199H101ZM124 198V197H123ZM136 198H139V197H137L136 196ZM147 198V199H148ZM160 198H158V199H160ZM168 198V197H167ZM177 198V197H176ZM190 198H189V200H190ZM204 198H202L203 200H204ZM120 199V198H119ZM132 199V198H131ZM133 199H135V198H133ZM139 199H141V198H139ZM150 199V198H149ZM156 199V198H155ZM198 199V198H197ZM196 199V200H197ZM202 199H200V202H202L201 200ZM212 199V198H211ZM210 199V200H211ZM232 200V201H230V200ZM251 201H249V200ZM255 199H253V200H255ZM135 200H137V199H135ZM146 200V199H145ZM145 200H143V201H145ZM153 200V199H152ZM166 201L168 200L169 201V203L173 200V199H171V198H168V199H165ZM165 200H164V202H165ZM171 200V201H170ZM196 200H194V201H196ZM248 200V201H247ZM35 201V202H36ZM92 201V200H91ZM141 201V200H140ZM140 201H137V202H140ZM167 201V202H168ZM182 201V200H181ZM228 201H230V202H228ZM135 202V201H134ZM152 202V201H151ZM173 202V201H172ZM183 202H186V201H183ZM183 202H180V203H182V204H185V203H183ZM189 202H192V200L191 201H188V203ZM198 203H199V199H198V201H197ZM197 202H194V203H197ZM97 203V202H96ZM126 203V204H127ZM136 203V202H135ZM141 203H142V201H141ZM153 203H155V201L153 202ZM187 203V202H186ZM193 203V204H194ZM207 203V202H206ZM36 204V203H35ZM87 204V203H86ZM124 204H125V202H124ZM137 204V203H136ZM143 204V203H142ZM147 204V203H146ZM148 204H150V203H148ZM164 204V203H163ZM172 204V203H171ZM88 205V204H87ZM138 205V204H137ZM140 205V204H139ZM179 205V204H178ZM187 205V204H186ZM189 205V204H188ZM187 205V206H188ZM195 205V204H194ZM198 205L199 204H197V208H198ZM133 206V205H132ZM159 205H157V207H158ZM169 206V205H168ZM179 206H181V204L179 205ZM185 206V205H184ZM184 206H183V208H184ZM41 207V206H40ZM86 207V206H85ZM140 207V206H139ZM139 207H138V209H139ZM148 207V209H149V206H147ZM156 207V208H157ZM249 207H255L254 209H250ZM261 207V206H260ZM34 208V207H33ZM38 208V207H37ZM75 208V207H74ZM73 208V209H74ZM84 208V207H83ZM83 208L81 209V210H83ZM88 208V207H87ZM86 208V209H87ZM90 208V207H89ZM88 208V209H89ZM134 208V207H133ZM155 208V209H156ZM159 208V207H158ZM181 209H183L182 207H180ZM190 208V207H189ZM195 208H196V206H195ZM132 209V208H131ZM140 209H142V207L140 208ZM139 209V210H140ZM154 209V210H155ZM179 209V208H178ZM180 209V210H181ZM185 209H186V207H185ZM260 209V208H259ZM263 209V208H262ZM4 210H5V208H4ZM4 210H0V220H6V218H7V212H5ZM61 210V209H60ZM85 210V209H84ZM99 210V209H98ZM133 210H135V208L133 209ZM143 210H145V209H143ZM142 210V211H143ZM188 210V209H187ZM187 210H184L183 212H187ZM135 211H137V210H135ZM141 211V212H142ZM150 211V210H149ZM159 211L161 212V210L159 209ZM175 210H173V212H174ZM72 212V211H71ZM74 212V211H73ZM85 212V213H84ZM102 212V211H101ZM120 212V213H119ZM129 213H130V211H128ZM127 212V213H128ZM146 212H148V211H146ZM172 212V213H173ZM179 212V211H178ZM100 213V212H99ZM134 213V212H133ZM145 213V212H144ZM150 213V212H149ZM157 213V212H156ZM159 213V212H158ZM169 213H171L170 211H169ZM168 213V214H169ZM176 213V212H175ZM263 213V212H262ZM63 215L65 214L64 212L62 213ZM67 214V213H66ZM114 214H116V217H117V214L119 215V217H115L114 216ZM124 214V213H123ZM167 214V215H168ZM174 214V213H173ZM106 215V216H105ZM111 215H113L114 217H115V219L114 220H112L113 218H112V216ZM60 216V215H59ZM68 216V215H67ZM79 216V215H78ZM94 216V217H93ZM97 216V215H96ZM100 216V218H101V213H100V215H98V217ZM111 217V220L109 221L108 220V217ZM130 216V215H129ZM146 216H147V214H146ZM155 216H156V214H155ZM159 216H160V214H159ZM170 215H168V216H166L167 218L169 217ZM172 216H175L176 217V214H174V215H171L170 217H172ZM247 216V217H246ZM61 217V216H60ZM81 217V216H80ZM98 217H97V219H98ZM130 217H132V218H130V219H135V218H133V217H135V216H132V214H131V216ZM149 217V216H148ZM157 217H158V214H157ZM161 217V216H160ZM165 217V218H166ZM154 218V217H153ZM164 218V217H163ZM166 218V219H167ZM173 219H174V217H172ZM188 218V217H187ZM50 219V218H49ZM110 219V218H109ZM126 219V218H125ZM145 219H146V217H145ZM156 219V218H155ZM154 219V220H155ZM158 219H160V218H157L155 221L157 222V220ZM180 219H182L181 221H180ZM59 220V219H58ZM69 220V216H68V219H67V217L66 216H63V217H61V224H62V227H59V229L57 228V227H55V228H57V230H52V231H54V237L56 238V241H58L59 239L58 238H60L61 239V241H63V245H65L66 246V244H69L70 242H72V240H71V238H73V231H74V228L72 229L71 227H72V225H70L71 223L68 221ZM105 220H107L106 222H105ZM149 220V219H148ZM148 220H145V221H148ZM153 220V219H152ZM161 220V219H160ZM165 220V219H164ZM170 220V219H169ZM168 220V221H169ZM176 220V219H175ZM47 221H48V219H47ZM77 221V220H76ZM130 221V220H129ZM144 221V222H145ZM162 221V220H161ZM168 221H166L167 223H168ZM173 221V220H172ZM57 222V221H56ZM59 222V221H58ZM122 222V224H124L125 222L126 223H129L128 222V220H126L124 223ZM151 222V221H150ZM156 222H153V224L154 225H151L150 223V225L151 226H155V223ZM164 222V221H163ZM50 223V222H49ZM116 223V224H115ZM124 224L123 225V227H120L119 226V229L121 230V228H122V230H123V228L125 227L126 228V226H130L131 225V223H129V224ZM159 222H157L156 224H158ZM235 222H233V224H234ZM251 223V224H250ZM261 223V222H260ZM57 224V223H56ZM74 224V223H73ZM115 224V225H114ZM144 224H146L147 225V222L146 223H144ZM149 224H148V226L147 227H149ZM165 225H166V223H164ZM164 224L162 225V226H164ZM55 225V224H54ZM168 225V224H167ZM185 225H187V224H185ZM236 225V224H235ZM235 225H233L232 226V228L233 227H235ZM241 225V226H242ZM159 226H160V224H159ZM207 226V227H206ZM237 226H238V224H237ZM240 226V225H239ZM50 227V226H49ZM73 227H75V225L73 226ZM118 227V226H117ZM146 227V228H147ZM204 227H206L205 229H206V231H205V229H204ZM211 227V228H210ZM245 227V226H244ZM251 227H254V226H251ZM52 228V227H51ZM76 228V227H75ZM142 228H144V227H142ZM152 228H154V227H152ZM231 228V227H230ZM238 228V227H237ZM78 229V230H79ZM115 229V228H114ZM118 229V228H117ZM140 229V228H139ZM148 229V228H147ZM190 229V228H189ZM204 230V232H206V235L208 236H206L204 233L202 234V236L200 237V236H197V232H201L200 230ZM239 229V228H238ZM254 229V228H253ZM3 230V229H2ZM116 230V229H115ZM131 230V234H133L132 233V229H130ZM135 230H137V229H135ZM146 230V229H145ZM154 230V229H153ZM231 230V229H230ZM241 230V229H240ZM243 230V229H242ZM255 230H257V228L255 229ZM254 230V231H255ZM49 231V230H48ZM52 231L50 232L49 231V233L51 234L52 233ZM56 231V232H55ZM113 230H111V232H112ZM126 231L127 232H129V230H125V234H126ZM142 231V230H141ZM196 231V232H195ZM215 231V230H214ZM214 231H213V236H214ZM233 231H234V229H233ZM237 231V230H236ZM263 231H264V229H263ZM0 232H2V231H0ZM21 232V231H20ZM110 232V231H109ZM111 232H110V234H111ZM116 232V231H115ZM115 232H112V233H115ZM123 232V231H122ZM145 232V231H144ZM150 232V231H149ZM149 232H147V233H149ZM195 232V233H194ZM215 232V233H216ZM252 232H253V230H252ZM260 232V231H259ZM2 233H3V235H2ZM2 233H0V264H53V262L55 263L56 261H58L56 264H62L61 263V261L62 260H60L59 258H58V255H59V253H61V252H58L57 250L59 249V247H57L55 244H54V246H53V244L51 243V242H45V241H41L40 243H37V242H32L31 240V243L30 242H28V243H26V244H24V243H18V244H20L19 246H15V245H18L17 244V242H16V239L15 238H13V236H12V239L11 240H9V241H11V243H12V241H15L14 243H12V244H10V242L8 241V239L9 238H7L8 237V235L7 236H4L5 234H4V232H2ZM23 233V232H22ZM76 233H78V232H76ZM116 233H118V231L116 232ZM142 233H143V231H142ZM235 233V232H234ZM244 233H246V232H244ZM255 233V232H254ZM11 234V233H10ZM13 234V233H12ZM11 234V235H12ZM18 234L19 233H17V234H15L14 235V237H18ZM139 234H141V233H139ZM144 234V233H143ZM190 234V233H189ZM209 234V233H208ZM229 234V233H228ZM227 234V235H228ZM11 235H9L10 236V238H11ZM44 235V234H43ZM43 235H41L40 234V236H43ZM92 235V234H91ZM114 235V234H113ZM123 235V234H122ZM127 235V234H126ZM130 235V234H129ZM128 235V236H129ZM146 235V234H145ZM149 235V234H148ZM199 235V234H198ZM211 235V234H210ZM261 235H263V234H261ZM38 236V235H37ZM40 236H38V238H41ZM45 236H46V234H45ZM53 236V235H52ZM82 236V237H83ZM90 236V235H89ZM88 236V238H90ZM102 236V235H101ZM124 237H122L123 239L125 238V237H127V236H125V235H123ZM131 237L132 236H134V235H130ZM195 236H197V237H199L201 240H199V241H196V237ZM217 236V235H216ZM249 236V235H248ZM251 236V235H250ZM254 236V235H253ZM47 237V236H46ZM50 237H51V235H50ZM77 237H78V240H79V233H78V235H77ZM76 237V238H77ZM110 237H112V238H110ZM231 237H234V236H232L231 235ZM246 237V236H245ZM255 237H257V236H255ZM260 237V236H259ZM33 238V237H32ZM35 238V237H34ZM33 238V239H34ZM96 238V237H95ZM212 238V239H211ZM248 238H250V237H248ZM252 238V237H251ZM258 238V237H257ZM15 239V240H14ZM45 239H47V238H45ZM49 239V238H48ZM58 239V240H57ZM83 239H85V238H83ZM123 239H121V240H123ZM129 240V238H125L124 240L126 241V240ZM136 239H139V238H135V240H133V242L134 241H137L138 242V240H136ZM35 240H36V238H35ZM43 240H44V238H43ZM50 240V239H49ZM53 240V239H52ZM55 240V239H54ZM75 240V239H74ZM73 240V241H74ZM82 240V239H81ZM91 240V239H90ZM128 240H127V242H128ZM198 240V239H197ZM206 241H208L209 242V240H207V239H205ZM227 240H230L229 238L227 239ZM244 240H246L245 238H244ZM251 241H252V239H250ZM253 240H254V237H253ZM258 240H260V238L258 239ZM258 240L256 241V243L254 242L253 244H256V245H260L259 243L257 244V242H258ZM76 241V240H75ZM84 241V240H83ZM124 241V242H125ZM139 241H140V239H139ZM213 241H215V240H213ZM213 241H211V242H213ZM232 241V240H231ZM251 241H249L250 243H251ZM264 241V240H263ZM25 242V241H24ZM43 242V243H42ZM59 242H60V240H59ZM80 242V241H79ZM82 242V241H81ZM110 242V241H109ZM111 242H110V245H111ZM127 242H126V245L125 246H128L127 245ZM137 242H135V243H137ZM204 242V241H203ZM242 242V241H241ZM66 243V244H65ZM77 243V242H76ZM75 243V244H76ZM118 243V244H117ZM121 243H122V241H121ZM130 243H131V241H130ZM210 243V242H209ZM220 243H221V240H220ZM220 243H218L219 245L218 246H220V245H222V244H220ZM223 243V242H222ZM225 244L226 243H228V242H224ZM223 243V244H224ZM261 243V242H260ZM262 243H264V242H262ZM75 244H72L71 243V245L73 246V245H75ZM109 244V243H108ZM117 244V245H116ZM246 244V242H244V245ZM253 244H252V246H253ZM14 245V246H13ZM58 245H59V243H58ZM62 245V244H61ZM70 245V246H71ZM83 245L82 246H80V251H81V249L83 248ZM114 245H116L115 246V248H114ZM138 245H139V242H138ZM198 245V246H197ZM205 246H206V244H204ZM238 245V244H237ZM240 245V244H239ZM246 245H249L248 243L246 244ZM262 245V244H261ZM259 246V250H261L260 252L264 255V248L262 247V246ZM71 246V247H72ZM77 246V247H76ZM78 246H79V244L77 245H75V247L76 248H78ZM107 246H109V245H107ZM121 246V245H120ZM130 246V245H129ZM133 246H134V244H133ZM132 246V247H133ZM141 246H142V244H141ZM195 246H197L196 248H195ZM209 246V245H208ZM250 246V245H249ZM255 246V245H254ZM82 247V248H81ZM110 247V246H109ZM184 247V248H185ZM191 247V248H192ZM221 247V246H220ZM239 246H237L236 248H238ZM246 248H247V246H245ZM60 248H62L61 246H60ZM107 248V247H106ZM125 248V247H124ZM130 248V247H129ZM183 248V247H182ZM181 248V249H182ZM200 248V247H199ZM198 248V249H199ZM202 248V247H201ZM208 248V247H207ZM256 248H258V247H255V249ZM63 249V248H62ZM108 249V250H109ZM117 249V250H116ZM123 249V248H122ZM186 249V248H185ZM203 249L204 248H202L201 249V251H203ZM234 249V248H233ZM242 247H241V252H242ZM252 249V248H251ZM64 250V249H63ZM62 250V251H63ZM67 250V249H66ZM66 250H64V251H66ZM83 250V249H82ZM107 250V249H106ZM109 250V251H110ZM183 250V249H182ZM207 250V249H206ZM206 250H205V252H206ZM235 250V249H234ZM247 250V249H246ZM59 251H60V249H59ZM71 251H72V249H71ZM71 251H69L67 254L68 255H70V258H71V255L72 254H69V253H71ZM76 251H78L79 252V249H77ZM117 251V252H116ZM126 251V252H125ZM185 251V250H184ZM200 249H199V252L196 250L195 252H197V253H199L200 254ZM211 251V250H210ZM222 251V250H221ZM243 251H245V250H243ZM252 251V250H251ZM58 252V253H57ZM77 252V253H78ZM187 253H189L190 254V251L188 250V251H186ZM192 252V251H191ZM232 252V251H231ZM236 254H234L235 256V261H239L240 263H242V264H249L248 263V261H247V257L245 256L246 255V253L247 252H245V255L244 254H242L241 252L240 253H238L239 251L237 250V251H234ZM81 253V252H80ZM80 253H78V254H80ZM197 253H196V255H197ZM211 253V252H210ZM209 252H208V255L210 254ZM58 254V255H57ZM61 254H63V253H61ZM65 254V253H64ZM66 254V255H67ZM89 254H91L90 252H89ZM192 254V253H191ZM198 254V255H199ZM203 254H204V251H203ZM214 254H216V253H214L213 252V254L211 253V256L212 255H214ZM249 254V253H248ZM252 254V253H251ZM251 254H250V256H251ZM65 255V256H66ZM74 256H75V251H74V254H73ZM81 255V254H80ZM83 255V254H82ZM229 255H231V254H229ZM262 255V256H263ZM77 256V255H76ZM76 256H75V258H76ZM192 256H194V255H192ZM201 256H202V254H201ZM201 256H199V257H201ZM249 256V255H248ZM63 257V256H62ZM61 256H60V258H62ZM66 257H68V256H66ZM80 257V256H79ZM83 257V256H82ZM180 257V256H179ZM182 257H183V255H182ZM198 257V258H199ZM207 257V256H206ZM213 257V256H212ZM191 259H192V257H190ZM208 258H209V256H208ZM216 258V257H215ZM218 259H216L217 261L219 260V257H217ZM252 258V257H251ZM260 258H262V257H260ZM58 259V260H57ZM67 260V258H63V260ZM68 259H69V257H68ZM78 259L80 260L81 259V257L80 258H77L76 260L78 261ZM179 259H182L181 260V262L184 264V261H185V259L184 258H179ZM195 259H197V256H196V258ZM214 259V258H213ZM212 259V260H213ZM257 259H259V257L257 258ZM53 260H56V261H53ZM64 261L63 263H66L67 261V263L66 264H74L75 263V259L74 260H67V261ZM204 260V259H203ZM215 260V259H214ZM215 260V261H216ZM250 260V259H249ZM260 260V259H259ZM262 260V259H261ZM180 261V260H179ZM194 261V260H193ZM200 261V260H199ZM252 263H254L255 264V262H254V260H250ZM249 261V262H250ZM79 262V261H78ZM176 262H178V261H176ZM260 262V261H259ZM164 263V264H165ZM174 263V262H173ZM185 263H187L186 261H185ZM198 263V262H197ZM252 263H250V264H252ZM263 263V262H262ZM262 263H260V264H262ZM75 264H77V262L75 263ZM79 264V263H78ZM194 264V263H193ZM196 264V263H195ZM213 264V263H212ZM232 264V263H231ZM264 264V263H263Z\"/></svg>",
  "mask_w": 264,
  "mask_h": 264
}]
</instances>
